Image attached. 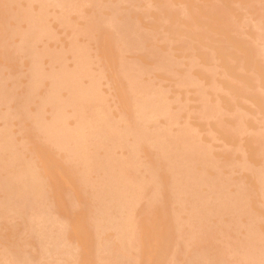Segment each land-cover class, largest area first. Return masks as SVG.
Here are the masks:
<instances>
[{
	"label": "rangeland",
	"instance_id": "1",
	"mask_svg": "<svg viewBox=\"0 0 264 264\" xmlns=\"http://www.w3.org/2000/svg\"><path fill=\"white\" fill-rule=\"evenodd\" d=\"M2 1H5V0H0V5L1 4H3L4 5V7H8V8H4V7H0V18H1V20H0V48H1V50H0V69H3V70H1L2 72H3V74H5V75H7V78L5 77V75H4V77L6 78L5 79V82L7 81V83H5V85L7 84V86L9 87V89H11V92H13V94H15V96H14V98L16 97V99H19V98H17L18 97V95L19 96H21L22 95V93H21V95H20V92L22 91H24V86H26L25 84H27V83H29V76H28V74H27V72H28V69H29V62H30V55H29V53L28 52H22V51H19L16 47H15V44H17V42H19L18 40H19V36H18V34L16 35H14V32H12L13 33V35H14V37H13V35L11 34V36H10V33H11V29L12 28H14L15 26L17 27V25H18V27H20V28H23L24 27V29H26V26H25V24H28V22L26 23L25 22V20H22V22L24 21V23H22L21 21L18 23V24H16V22H17V19H15V17H13V14H10V15H8V12L7 13H5L6 11H9L10 10V12L9 13H11V11H12V9H16V12L18 11V10H20L21 8H23V6H24V8H26L27 7V9H29L30 11H31V13L33 12V11H37V7H40L39 5H40V2L39 1H37V0H31V1H29V0H25V1H23V0H14V1H16V3L15 2H7V1H5V2H7L6 4H5V2H3L2 3ZM11 1V0H10ZM33 1V2H32ZM37 1V2H36ZM42 1V0H41ZM44 2L46 1V0H43ZM49 1V0H48ZM48 1H46V3H48ZM53 0H51V2H52ZM108 2V4H109V6H111V7H109L108 6V4H107V2ZM110 1L111 0H105V2L102 0V2H101V0H100V2L101 3H103L102 5H103V8H99L100 9V11H102L101 13H105V14H109L110 12L112 13V8H114V5L115 6H117V5H119V10H121V11H124V10H128V14H130V16L131 17H136V22H137V24H141L142 25V27H141V25H138L141 29L143 28L146 32H148L147 34L148 35H150L151 36V38L152 39H147V38H149V36L147 37V38H145V36H143V39H145V41H144V44H148V45H146V48L148 47V49H151L152 51H150V50H148L149 52H150V54H149V52L148 51H146V48H145V45H144V48H136V49H134V48H131L130 50H128V51H125L124 52V56L125 57H130L129 59H133L134 57L136 58V60L137 61H135L136 63H140L141 62V64H139L140 65V67L143 69V70H141L140 69V67H138L137 69H139V70H141V73H137L139 76H140V78H141V80H142V84L144 85V86H147V87H149V88H151L150 90L151 91H154V93H151V92H149V97H150V93H151V97L153 98V97H158V96H163V97H166V99L165 100H167V99H169L170 100V102H169V100H167V101H164V102H168V105H166V110L164 111V112H162V114L164 115V113H165V117H163L162 116V114H158V115H156V117L154 118L155 120L153 121V117L154 116H151L150 118L151 119H148L149 117H145L146 119L144 120V124H145V127L147 128V129H155V128H157L159 131H160V133H162V134H166V136H171V137H175V135L177 136V134H185L186 132H187V130L186 129H190L189 130V132L187 133V134H190V135H187L186 134V137L187 136H190V138H189V140H192L194 143H195V145H194V147H190V148H188L189 150H187V148L185 149V151H187L188 153H187V155H184V153L186 154V152L184 151V153H182V155L179 157V158H181V157H186V159L185 158H182V159H169V162L171 161V162H174V164H176L177 166L179 165V167H177L176 165H174V166H172L173 165V163H172V165H171V163L169 164V162H168V159L167 160H165L164 158H161L160 157V152H158V150L160 149L159 148V146H158V144H156V143H154L153 141V143L151 142V140L149 141L148 139H144V140H141V142H140V144L138 143L137 145H138V147H139V153H138V150H136L135 152H137V155H136V157H137V164H134L133 165V168H132V171L131 170H129V168L128 167H130L131 166V164H129V162H128V167L127 166H125V164L123 165V163H122V165H123V168L121 167V165H118L119 163L121 164V162L119 161V159L122 161V160H126V159H124V158H127V157H125V151H127L128 150V152H127V154H129V152H131V151H129L130 150V147H127V146H130L131 145V143L133 142V144L135 143V141H134V139H131L132 137L134 138V135L130 132V130H134V132H137V131H139V128L138 127H141V126H139V124H140V122L136 119L135 121H137V122H135L134 120H132L133 119V113H132V110H131V106H132V104L134 103L133 101L135 100L134 98H135V95L136 94H134V93H128V90H127V86H128V81L124 78V77H122L121 76V74H119V71L117 70L118 68H116V65L117 64H119V63H117L116 64V61H115V58H116V60L118 61L119 60V58L117 59V56L119 57V49H118V47L117 46H113V44L114 45H116L115 44V41H114V37L113 36H111V35H109V34H113L114 32H113V29L111 28V27H108V28H106L104 31H102V32H93V37L91 36V35H89L90 36V38L89 37H87L88 36V34H87V36H84V35H80L81 33H79L80 31L78 30V31H70V27H72V30H76V28H74V24L75 25H77V26H79V25H82L83 23H84V21L85 20H82V16H84L85 14L84 13H86V15L88 16V14H92L94 11H95V8H92L93 6L90 4V3H84L83 4V2H82V6L84 7H81L80 9H79V7H77L78 5H80V4H78V5H75L74 6V8L75 9H79V11H75V10H73L72 8H73V5L71 6V9L69 8L70 6L69 5H67V8H69V10L68 9H66V7L64 8V9H66V10H68V14H70V15H68V14H66V15H68V17L70 18V20L72 19V21H71V23L69 22L68 23V21H69V18H67V16H66V19L68 20H66V23H68V24H63V23H61V21H62V19H64V17L61 19V10L63 9L62 8V6H61V4L60 3H57V5H59V7L61 6V8H59L58 6H56L55 4H53L52 5V7H53V9H52V7H51V5L49 4L48 6L45 4V6H47V11L48 12H46L47 13V16L45 15V13L44 12H42L41 13V16H42V14H44L43 16H42V18H45L46 19V24H47V26L49 27V30L51 29V28H53V29H51L50 31H53L51 34L53 35L54 33H57V34H54L53 35V39H54V41H52L53 39H52V37L51 38H49L48 36H45V35H43V34H41V35H38L36 38H37V40L38 41H36V39H35V41H36V43H37V47H39V48H41V47H43V45H45V46H47V47H49V49H51L52 50V48L51 47H53V49L55 48H57L59 51H62L63 53H64V55L65 56H67L66 58H69L70 57V51H69V46H67L68 45V43H69V41H71V39L74 37H76L75 39H77L76 41L77 42H79V43H81V44H84V45H86V46H88L89 47V53H90V56H91V58H93L94 57V55H93V52H94V54H95V56L98 58H96V57H94V58H96V59H92V60H95V61H93L94 62V64H93V67L94 68H97V67H102L101 68V70H102V73L101 74H103V76L101 77V78H103V79H101V78H99V80H101L100 81V89L102 90V92L104 93V95H105V100H107L106 101V105L105 106H107V110H109L108 112H111V114L109 115L110 116V118L111 119H113L112 121H113V124H114V126H113V128H109L110 129V131L111 130H114V131H117V132H120V131H123L122 129H119V128H123V126H124V124H125V128H123L124 130L126 129V127L128 128V126H129V129H127V130H125V132H124V134H123V136H124V140H125V143H124V146L122 147V144H121V146H120V142H116L115 141V137H113L112 135H113V133L112 132H110L109 131V129L108 128H104V127H99V130L100 131H96L95 132V134H92V137H93V140L92 139H90V141L92 142V144H91V146L89 147V148H91V147H93V145H94V147H93V149L91 148V149H89L91 152L90 153H93L92 154V156L93 155H95V152H96V154L97 155H99V154H104V152H106V149L108 150V151H112L111 153H112V155H114L115 156V158L117 159V158H119V159H117V161H115L116 162V164H117V162H119L118 164H117V166L115 167L116 169L118 168L119 170L118 171H121V169L122 170H124V168H126V170H127V172H126V174H128V172L129 171H131V172H129L130 173V175H131V173L133 172V171H135V172H133V174H135V176H136V178L135 177H133L132 175H131V177H132V179H134V181L136 182L139 178L138 177H141L143 180L146 178V182H151V190L153 191V193L155 194V196L154 197H150L148 194H150L149 192H151V191H149V190H146L148 193H144V192H146V191H144L143 192V195H145V194H147L148 196H149V198L147 197V196H144V198H143V195H140L138 198H140V201L139 200H137V202L139 203V205H142L141 207L140 206H137L138 205V203H134V204H131V205H127V204H125L127 207H128V209L126 210V212H128L129 213V215L131 216H129V218L132 220V223L134 224H132L131 223V220L128 218V215H126L125 214V217L123 216L122 218H121V220L123 221V218H125L124 219V223L126 224L125 225V227H124V223H122L121 224V220H120V224L118 225L117 223H115L114 222V219H110L111 217H110V215H111V213H107L106 211V209L105 210H102L101 212H102V214H100V216H99V218L103 215V217H101V219L100 220H102L103 221V219H104V221L103 222H100V223H98L96 220H94L93 219V217H91L92 215L94 216L95 214H96V212L95 213H90L91 211L93 212V207H94V205L93 204H97V202H95L90 196L92 195V193L90 194V192H91V190L90 189H88V187L86 186V185H90V184H86L85 182H82V183H84V185L86 186H84V185H82V183H80V181L79 180H77L76 179V177L78 176V175H76L77 174V171H75V167L74 168H71L72 166H74V164L71 162V161H69V159L66 157V155H68L69 153H66L65 152V150H62L61 151V148L60 149H58V150H60V151H57V149L56 148H54L55 147V145H54V147L51 145V143L49 144L48 143V141L46 140V139H44L43 138V131H42V129L40 130V128H38L37 127V123H35L34 124V120H33V118H30L31 116H32V114H33V112L35 111V109H37V108H40V107H38V106H40V104H41V107L43 108V106H46L47 105V102H49V101H47L45 98H44V96H45V92L47 91V90H49L50 91V89H48V87H49V84H51V82H49V81H51V80H47L48 78L47 77H49V76H43V74H42V81H40V82H42V84L40 85H38L37 86V88H36V90L35 91H37V95L35 96V98H34V100L33 99H31V103L29 102V104H28V108L27 109H23V110H20L19 112L18 111H16L17 109H16V107H15V99L13 100V101H9V103H7L4 107H6V108H4V107H0V109L3 111L4 109H5V111L6 110H10L9 112H10V118H11V120H10V123H9V127H10V134L13 136V138L15 139V144H16V151H18L19 153H20V155L27 161H29L30 160V162H32V164H34V165H36V166H38V167H36V169L38 170V172H40V173H45L46 174V176H47V179L51 176V178H49V179H52V182H51V180H47L46 179V181H48V183L47 182H45V184H43L42 186L41 185H38V186H40V187H38V188H40L39 190L37 189L36 190V188H37V186L35 187V188H32V189H30V191L29 190H27L28 192H30L31 193V191H34V192H32V195L34 196H30L29 197V195L27 194V192L26 193H24L22 196H20V198L22 197V201L20 200V202L22 203H25V202H27V203H25V204H23L22 203V205H27V209H29V207H31V208H35V206H39V207H36L35 208V211L33 210V209H29V211L27 210V209H24V207H26V206H21V203H19V201L17 202V203H19L20 204V208L18 209V210H16L17 208H15L16 206L15 205H17V204H15L16 202V200L14 199V209L12 208V206L11 207H8V209L10 210V208H11V211H12V209H13V211H15L16 210V215H20L21 214V216H23L24 217V219H31L33 222H34V220H33V217L36 215V216H38V213L40 212V211H42V208L44 209V211H47V212H51V220L53 221V222H51V220H48V223H46L47 221H45V220H43L44 218H45V216H44V218H42V217H40L43 221H40L39 219L40 218H38V220H35L36 222H38V223H36V222H34V223H36V227H39V228H41L42 230H43V227L45 226V225H43V224H48V226L47 227H49L48 229H47V232H46V235L50 238V235L52 236V235H55V234H52V233H54V231L57 229V227L58 226H61V227H59V229L61 228V231L62 230H65V231H62L63 232V234H65V236L63 237V235H60V238H64V239H61V241H63V243H64V245H65V247H62V246H64L63 244L62 245H60L62 242L60 241V240H57V239H60L59 238V236H57V239L55 240V236H53V238H54V240H52L51 238V240L54 242L55 241V244H56V241H57V243L58 242H61V243H58V244H56V251H55V246H54V243H51V244H53L52 246H54V249L53 248H51V250H49V251H51V252H49L46 256L44 255H42L44 252L43 251H40V249L38 250L36 247H38V245H36V246H34L35 245V243H36V241L34 242V245H31L30 246V242L33 244V241L34 240H37L36 238H35V236L34 235H32L33 237H30V239L27 237V236H30V235H28L29 234V232H30V229L29 228H27V226H26V228H27V230L25 229L24 231H25V233L22 231L23 229H24V227H23V229H22V227H20V226H17V227H15V228H18V229H15V231H14V233H10L11 231H13V229H14V226L17 224L18 225V223H16L14 220H16L17 222L19 221V220H21L22 219V217L20 216V218L21 219H19V217H17L16 219H14L13 221H14V223H13V225L11 224L10 226H12V229H10V227L8 226V225H4L3 224V226H2V228H0L1 229V233H0V237L2 238L3 236V238L2 239H4V240H1V238H0V254L2 255V256H4V257H2L1 255H0V257H2V258H0V264H85V262L83 261V258H84V260L86 261L88 258V260L86 261L87 263H88V261H89V263L90 264H107L108 262V264H113V261L115 260V257H116V264L118 263V261H119V263L121 264V263H123V261L122 262H120L122 259H123V256H124V259L126 258V259H128V261L126 260V261H124L125 262V264H130V262H131V264H201V262H202V260L204 261H210L212 264H239L240 262V264H242V261H243V264L245 263V260H243L242 259V257H245V258H247V259H249L250 260V262L251 263H255V262H253L254 260H256V256H251L252 258L250 259V254L249 253H251V252H249L248 254V256H246L247 255V253H243L242 251H244V252H247V251H249L250 249H251V247H253L254 246V244H255V248H252L251 250H253V249H255V253H256V249L257 250H259L258 252H257V255H259L263 250V248H264V237L262 236V235H264V225H262V224H264V124H263V122H264V120H262L261 121V117L263 116L264 117V85L263 84H261L260 83V85H259V79L262 77V71H260V70H262V67H264V64H263V59H262V57L261 56H259L258 55V50H260L261 48H260V46L259 45H257L258 44V42L257 41H259L260 42V40L258 39V38H256V31H255V33H254V36L253 37H251V34H252V25H250V24H254V23H252L253 21H251V23H250V21L248 20V18L250 17V15H249V17H248V14H250V12H252V11H254V8H255V4L253 3V1H249V0H240V1H238L237 3H242V4H238L237 6H236V2L234 1V0H232V1H230V2H228L230 5H233V6H228L227 5V3H224L225 4V6L223 7V3L221 2L222 0H182V1H180V0H176V1H174V0H139V2L137 1V0H118V3H117V1L115 0H113V1H111V4H110ZM130 1H131V4H130ZM207 1V2H206ZM249 1V2H248ZM20 2V3H19ZM30 2H32V3H30ZM44 2L43 3H41L42 5V7H45L43 4H44ZM54 2H55V0H54ZM57 2V1H56ZM113 2V3H112ZM133 2V3H132ZM137 2H138V4H137ZM177 2H179V3H177ZM197 3V4H195V3ZM206 2V3H205ZM209 2V3H208ZM212 3V6L213 5H220V3L221 4H223L222 6H220V7H216V6H207V4H211ZM248 2V3H247ZM11 3V4H10ZM19 3V4H18ZM25 3V4H24ZM27 3H30V5L29 6H27L26 4ZM39 3V4H38ZM116 3V4H115ZM122 3V4H121ZM180 3H182V4H180ZM183 3H184V5H183ZM236 3V4H235ZM250 3H253V4H250ZM15 4V5H14ZM18 4V5H17ZM22 4V5H21ZM24 4V5H23ZM89 4V5H88ZM112 4H114V5H112ZM144 4V5H143ZM182 5V6H184L186 9H189V10H186V9H184V7H183V9L185 10V16H184V14H182L183 12H184V10L182 11V13H180L181 12V10H182V6L180 7V5ZM195 6H194V5ZM201 4V5H200ZM206 4V5H205ZM248 4V5H247ZM6 5V6H5ZM11 5H14V6H11ZM26 5V6H25ZM89 7H88V6ZM91 5V6H90ZM131 5V6H130ZM133 5V6H132ZM135 5V6H134ZM137 5V6H136ZM141 5V6H140ZM144 6V8H143V6ZM177 5V6H176ZM186 5V6H185ZM203 5H205V7L207 8V7H210V8H213V9H206L205 7H202ZM240 5H242V6H240ZM245 5V6H244ZM249 5H251V6H249ZM254 5V8L252 7ZM17 6H20V8H18ZM69 6V7H68ZM104 6H108L107 7V11L106 10H104V9H106V7L104 8ZM122 6V7H121ZM193 6V7H192ZM197 6V7H196ZM198 6H199V8H198ZM248 6V7H247ZM10 7H12L11 9H10ZM14 7V8H13ZM15 7H17V8H15ZM33 8V11H32V8ZM36 7V8H35ZM64 7V6H63ZM95 7V6H94ZM101 7V6H100ZM134 7V8H133ZM140 7V8H139ZM173 7V8H172ZM191 7V8H190ZM202 7V8H201ZM214 7H216V8H221L220 10H217V9H215L214 10ZM234 9H233V8ZM241 7V8H240ZM3 10H2V9ZM87 9V11L86 10H84V9ZM89 8V9H88ZM98 8V7H97ZM116 8H118V7H116ZM137 8L139 9V10H137ZM200 9V10H198L197 12L201 15H199L195 10L196 9ZM223 8V9H222ZM244 8V9H243ZM249 8V9H248ZM27 9H25V10H27ZM40 9H41V7H40ZM82 9V11H86V12H81L80 10ZM94 9V10H93ZM101 9H103V10H101ZM109 9V10H108ZM141 9H143V10H141ZM148 9V10H147ZM170 9V10H169ZM225 9V10H224ZM231 9H232V11H231ZM251 9V10H250ZM23 10V9H22ZM39 10V9H38ZM44 10H45V8H44ZM70 10H71V12H70ZM219 11V12H217V11ZM223 11V12H221L220 13V11ZM3 11H5L4 13H5V15L3 16ZM15 11V10H14ZM43 11V10H42ZM46 11V10H45ZM50 11H53V12H50ZM79 12V16H77L78 14H76L75 12ZM135 11H137V12H135ZM143 11V12H142ZM145 11V12H144ZM154 11V12H153ZM163 11L165 12V13H163ZM192 11V12H191ZM215 13H214V12ZM244 11H246V12H244ZM65 11H63L62 12V15L64 16L65 15V13H67V11L64 13ZM87 12H88V14H87ZM96 12V11H95ZM97 12H98V10H97ZM133 12V13H132ZM148 14H147V13ZM152 12V13H151ZM155 12H156V14H155ZM191 12V13H190ZM203 12V13H202ZM208 12V13H207ZM210 12H211V15H210ZM12 13H13V11H12ZM36 13H40V11L38 12H35V14H34V12H33V17L34 18H39L40 16V14L37 16V17H35V15H36ZM51 13H52V15H54V17H51L52 15H51ZM54 13V14H53ZM64 13V14H63ZM74 13V14H73ZM81 13H83V15L81 14ZM99 13V12H98ZM110 13V14H111ZM117 13V12H116ZM121 13V14H120ZM141 13L143 14V16L141 15ZM147 14V15H145V14ZM150 13H151V15H150ZM246 13V14H245ZM248 13V14H247ZM50 14V15H49ZM58 14H60L59 16H58ZM97 14V13H96ZM119 14L120 15H118V13H117V15L115 16V19L116 20H119L123 15H122V12H120L119 11ZM132 14V15H131ZM205 14V15H204ZM223 14V15H222ZM235 14V15H234ZM8 15V16H7ZM12 15V16H11ZM15 15V14H14ZM55 15H57V16H55ZM73 15V16H72ZM82 15V16H81ZM85 15V16H86ZM155 15V18L153 17ZM199 15V16H198ZM203 15H204V17H203ZM211 17V18H213V20L209 17V16ZM219 17H218V16ZM222 15V16H221ZM11 16V17H10ZM49 16V17H48ZM86 16V17H87ZM223 16H226V17H223ZM2 17H5V19L7 20L8 18H10L11 19V21L12 22H15V23H10V20L9 21H7V22H5L4 24L3 23H1V22H4L3 21V19L4 18H2ZM47 17V18H46ZM57 17V18H56ZM59 17V18H58ZM82 17V18H81ZM86 17H84L83 19H85ZM208 17L210 18V19H208ZM247 19H246V18ZM37 18V19H38ZM56 20H55V19ZM148 18V19H147ZM152 20H150V19ZM174 18V19H173ZM190 18V19H189ZM222 18V19H221ZM223 18H225V20L223 19ZM245 18V19H244ZM4 19V20H5ZM57 19H59V20H57ZM169 19V20H168ZM215 19V20H214ZM65 20V19H64ZM82 20V21H81ZM150 20V21H149ZM182 20V21H181ZM193 20H194V22H193ZM233 20H234V22H233ZM48 21H50V22H48ZM139 21V22H138ZM148 21V22H147ZM160 21V22H159ZM175 21V22H174ZM185 21V22H184ZM205 21V22H204ZM225 21V22H224ZM249 21V22H248ZM9 22V23H8ZM64 22V21H63ZM172 22H174V23H172ZM202 22V23H201ZM9 25L8 27H7V24ZM50 23V24H49ZM72 23H74L73 25H71ZM79 25H78V24ZM157 23H159V24H157ZM176 23V24H175ZM193 23H194V25H193ZM211 23V24H210ZM226 23V24H225ZM250 23V24H249ZM63 24V25H62ZM157 24V25H156ZM166 24H168L167 26H165ZM203 24V25H202ZM220 24V25H219ZM5 25V26H4ZM24 25V26H23ZM71 25V26H70ZM160 25V26H159ZM174 25V26H173ZM176 25V26H175ZM240 25V26H239ZM12 26V27H11ZM14 26V27H13ZM23 26V27H22ZM50 26H51V28H50ZM68 26H70V27H68ZM155 28H154V27ZM158 26H159V28H158ZM205 27V28H203V27ZM216 26H218V27H216ZM236 26H238L236 29H235V27ZM248 26V27H247ZM252 26V27H251ZM4 27H7L8 29H10V30H7V29H5ZM57 27H58V29H57ZM65 27H68V29L67 28H65ZM241 27V28H240ZM4 28V30H2ZM110 28V29H109ZM151 28V29H150ZM165 28V29H164ZM250 28V29H249ZM15 29V28H14ZM18 29V28H17ZM23 29V30H24ZM60 29V30H59ZM157 29H158V31H157ZM204 29H206V30H204ZM239 29V30H238ZM241 29V30H240ZM253 29H254V27H253ZM1 30L3 31V33H4V31L5 30H7V33L5 32L3 35H2V32H1ZM20 30V29H19ZM22 29H21V31H23ZM57 30H59V31H57ZM68 30V31H67ZM208 30V31H207ZM250 30V31H249ZM8 31H10V33L8 32ZM69 31H70V33H69ZM142 32H143V30H141ZM144 31V32H145ZM154 31V32H153ZM157 31V32H156ZM205 31V32H204ZM245 33H244V32ZM251 32L250 34H249V32ZM254 31V30H253ZM15 32H16V30H15ZM79 34H78V33ZM140 32V31H139ZM141 32V34L143 35L144 34V32L142 33ZM146 32H145V34L144 35H147L146 34ZM185 32V33H184ZM207 32V33H206ZM209 32V33H208ZM238 32V33H237ZM242 32H243V34H242ZM61 33V34H60ZM63 33V34H62ZM74 33H77V34H74ZM96 33H98V34H96ZM109 33V34H108ZM179 33V34H178ZM210 33H211V35H210ZM221 33H222V35H221ZM8 34V35H7ZM58 34L60 35V36H58ZM72 34H74V35H72ZM84 34H86V33H84ZM216 34V35H215ZM57 35V36H56ZM65 35H67V36H65ZM70 35V36H69ZM97 35H98V37H97ZM156 35V36H155ZM170 35V36H169ZM173 35H174V37H173ZM182 35V36H181ZM224 35V36H223ZM10 36V37H9ZM54 36H56L55 38H54ZM96 36V37H95ZM102 36H104V37H102ZM158 36V37H157ZM203 36V37H202ZM222 38H221V37ZM17 37V38H16ZM41 37L42 38H44L45 37V39L47 40V38H48V41H45V39H42L41 40ZM70 37V38H69ZM166 37V38H165ZM244 37V38H243ZM249 37H251V41L253 42V44L251 45L250 43H252V42H249L250 41V38ZM57 38H58V40H57ZM69 39V40H66V39ZM73 38V39H74ZM98 38V39H97ZM102 38H104L105 40H106V42H104L103 40L104 39H102ZM175 38V39H174ZM206 38V39H205ZM258 39L257 41H255V39ZM16 39H17V41H16ZM41 41H40V40ZM51 41H50V40ZM74 39V40H75ZM84 39V40H83ZM223 39L224 40V42L226 41V43H224L223 41L221 42V40ZM241 39H242V42H241ZM249 39V40H248ZM98 40V41H97ZM102 40V41H101ZM114 41V43H113V41ZM155 40V41H154ZM177 40V41H176ZM183 40V41H182ZM204 40V41H203ZM239 40V41H238ZM44 42L45 41V43H47L48 45H46L45 43L44 44H42L41 45V43H38V42ZM57 43H56V42ZM60 41V42H59ZM66 42L65 43V47L67 46L68 47V49H67V47L65 48L64 46H63V44H64V42ZM110 41L112 42V43H110ZM117 41H119V40H117ZM243 41H248V43L247 44H245ZM55 42V43H54ZM98 42V43H97ZM103 42V43H102ZM110 43V44H112L111 45V47H110V45L108 44V43ZM121 42V41H120ZM150 42H151V44L154 46V50H155V46H157V48H158V51H159V49L160 50H163L164 52H162L163 53V57H165L166 59H168V61H170L172 64H170V65H173V67H172V69L173 70H169V68H163V67H160V66H157L155 63H156V59H153V58H156L157 56H153L152 55V53L151 52H153L154 50H153V48H149L151 45H150ZM176 42V43H175ZM184 42V43H183ZM186 42H188V43H186ZM206 42V43H205ZM35 43V42H34ZM49 43H51V44H49ZM60 43V44H59ZM107 43V45H106V47H107V50L108 51H105L106 49V47H104L105 46V44ZM160 43V44H159ZM175 43V44H174ZM261 43V42H260ZM259 43V44H260ZM103 44H104V46H103ZM143 44V43H142ZM177 44V45H176ZM179 44V45H178ZM222 44H225V47L222 45ZM241 44H245V46L243 45H241ZM254 44L256 45V46H254ZM3 45V47H1ZM8 47H6V46ZM54 45V46H53ZM57 45V46H56ZM58 45H59V47H58ZM184 45V46H183ZM227 45V46H226ZM248 45V46H247ZM5 46V47H4ZM34 46H35V44H34ZM153 46H151V47H153ZM182 46V47H181ZM221 46L222 47H224V48H221ZM250 46H252V47H250ZM253 46H254V48H255V50H253ZM259 46V47H258ZM37 47H36V49H37ZM104 47V48H103ZM143 47V46H142ZM227 47V48H226ZM239 47V48H238ZM3 48V49H2ZM6 48H7V50H6ZM15 48V49H14ZM38 48V49H39ZM44 48V47H43ZM173 48V49H172ZM176 48V49H175ZM18 51H17V50ZM42 49V48H41ZM56 49V50H57ZM104 49V50H103ZM179 49V50H178ZM213 50V53L215 54H213V56H212V54H210L212 51L211 50ZM216 49V50H215ZM225 49H227V50H225ZM239 49V50H238ZM96 50V51H95ZM98 50V51H97ZM110 50V51H109ZM133 50H134V52H133ZM222 50V51H221ZM6 51V52H5ZM38 51V50H37ZM113 51L115 52V53H113ZM156 51V50H155ZM227 51V52H226ZM240 51H242V52H240ZM255 51V52H254ZM3 52H5V53H3ZM8 52V53H7ZM104 52H107V54L104 56ZM117 52V53H116ZM119 52V53H118ZM129 52H130V54H129ZM136 52V53H135ZM137 52H139V53H137ZM142 52V53H141ZM157 52V51H156ZM209 52V53H208ZM224 52V53H223ZM16 53H18L19 55L21 54V56H18V54H16ZM26 53V54H25ZM99 53V54H98ZM112 53H113V56H112ZM135 53V54H134ZM158 53H160V52H158ZM157 53V54H158ZM257 53V54H256ZM67 54V55H66ZM70 54V55H69ZM110 55L111 54V60H110V64L108 65L107 64V62H109V59L107 58L108 56L107 55ZM127 54V55H126ZM129 54V55H128ZM134 54V55H133ZM153 54L154 55H157V54H155V52H153ZM161 54V53H160ZM159 54V55H160ZM210 54V55H209ZM17 55V56H16ZM26 55H28V56H26ZM140 55H141V57H143V58H141L140 57ZM167 55V56H166ZM175 55V56H174ZM219 55V56H218ZM44 56V55H43ZM42 56V57H43ZM100 56V57H99ZM116 56V57H115ZM133 56V57H132ZM229 56H231V57H229ZM234 56V57H233ZM16 57H18V58H16ZM19 57H20V59H19ZM26 57H27V59H26ZM46 57V58H45ZM45 57H43V58H40L41 59V63H42V70L41 71H44L45 70V68H46V70H49L48 69V67H45V65L47 66H50V67H52L53 66V64L54 63H52V61L51 60H49L50 58L46 55ZM132 57V58H131ZM137 57H140L141 59L139 60V58H137ZM174 58V61H175V58L177 59V63L176 64H173V61H171V58ZM243 57V58H242ZM248 57V58H247ZM6 59L5 61L3 60V59ZM24 58V59H23ZM48 58V59H47ZM105 58H107L108 59V61H107V59H105ZM114 58V59H113ZM134 58V59H135ZM173 58H172V60H173ZM192 58V59H191ZM220 58V59H219ZM235 58H237L238 60H236ZM71 59V58H70ZM209 59V60H208ZM215 59V60H214ZM244 59V60H243ZM247 59H249L248 60V63H247ZM250 59H252V61L250 60ZM4 62H3V61ZM16 60V61H15ZM20 60V61H19ZM47 60H49V63L46 61V63H45V61ZM98 60V61H97ZM138 60H139V62H138ZM204 60V61H203ZM235 60H236V62H240L241 64H237L236 62H235ZM51 61V62H50ZM68 62L66 63V65H67V67H71L74 63L72 62V61H70L69 62V60H67ZM102 61H104L105 62V64H104V62H102ZM107 61V62H106ZM153 61H155V62H153ZM214 61V62H213ZM251 61V62H250ZM3 62V63H2ZM6 62V63H5ZM44 62V63H43ZM98 63V64H96V63ZM102 62V63H101ZM115 62V63H114ZM120 62V61H119ZM186 62H187V64H186ZM225 62V64H227V67H222L221 65H223V63ZM69 63V64H68ZM104 64V65H102L101 66V64ZM206 63V64H205ZM222 63V64H221ZM253 63V64H252ZM257 63V66H258V68H256V64ZM1 64H2V66H1ZM4 64V65H3ZM45 64V65H44ZM51 64H52V66H51ZM217 65V66H214V65ZM221 64V65H220ZM242 64H244L245 66L244 67H246L247 66V68L249 67L250 69L248 70L247 68H243L242 66ZM260 64V65H259ZM17 65H19V66H17ZM44 65V66H43ZM95 65H97V66H95ZM100 65V66H99ZM106 65H108V66H106ZM111 65V66H110ZM113 65H115V66H113ZM138 65V66H139ZM141 65H143V66H145V67H143V66H141ZM177 65V66H176ZM184 65H185V67H184ZM187 65V66H186ZM190 67H189V66ZM239 66V67H237V66ZM240 65H241V67L242 68H240ZM254 65H255V68L258 70L259 69V71H258V73H259V75H260V73L262 74L260 77H258V74L257 73H254L255 71H257L256 69H254ZM54 66H55V64H54ZM218 66H220V67H218ZM262 66V67H261ZM18 67H20V68H18ZM218 67V68H217ZM231 67V69H229ZM261 67V68H260ZM17 68H18V70H19V72H18V70H17ZM28 68V69H27ZM116 68V69H115ZM145 68V69H144ZM163 68V69H162ZM178 68V69H177ZM213 68V69H212ZM224 68V69H223ZM227 68H228V70H227ZM236 68V69H235ZM237 68H238V70H237ZM6 69V70H5ZM25 69V70H24ZM105 69V70H104ZM146 69H149V70H151V72H152V76L150 75V72H149V70H147L146 71ZM167 69H168V71H167ZM170 69H171V67H170ZM174 69H175V71L177 70L178 72V74L176 73V72H174ZM184 71H183V70ZM190 69V70H189ZM244 69V70H243ZM252 69H254L253 71H252ZM24 70V71H23ZM98 70H99V68H98ZM101 70H99V71H101ZM162 70H164V71H162ZM187 70V72H185ZM199 70V71H198ZM215 70V71H214ZM221 70V71H220ZM15 71H16V73H15ZM143 71H146L145 72V74H144V76H141V75H143L142 73H143ZM159 71V72H158ZM171 71H173L172 72V74H171ZM225 73H224V72ZM137 72V71H136ZM180 72L182 73V75L180 74ZM184 72V73H183ZM214 72H216V73H214ZM218 72V73H217ZM221 72V73H220ZM234 72H235V74H234ZM242 72V73H241ZM18 73V74H17ZM98 72H96V74H97ZM149 75H148V74ZM194 73V74H193ZM12 74V75H11ZM17 74V75H16ZM20 74H22V75H20ZM169 74H170V76H169ZM181 76H180V75ZM185 74V75H184ZM192 74V75H191ZM221 74V75H220ZM225 74H229V75H225ZM165 75V76H164ZM185 77H187V76H189V78H191L190 79V81H188V82H186L189 78H185ZM196 76V77H194V76ZM222 76V77H221ZM231 76V77H230ZM14 77V78H13ZM21 77H24V78H21ZM26 77V78H25ZM46 77V78H45ZM149 77H151V78H149ZM157 78V79H155V78ZM184 77V78H183ZM16 78V79H15ZM86 79L88 78V77H85ZM107 78H109V81H108V79ZM193 78V79H192ZM215 78H216V80H215ZM224 78V79H223ZM86 79H81L82 80V82L83 83H86L85 81H86ZM154 79V80H153ZM163 79V80H162ZM226 79V80H225ZM236 79V80H235ZM251 79V80H250ZM13 80V81H12ZM15 80V81H14ZM25 80V81H24ZM44 80H46V81H48V82H46V81H44ZM88 80V79H87ZM157 80H159V82L157 81ZM161 80H162V82H161ZM166 80H168V81H166ZM170 80V81H169ZM184 80V81H183ZM243 80V81H242ZM245 80V81H244ZM164 81V82H163ZM183 81V82H182ZM192 81V82H191ZM194 81V82H193ZM251 81V82H250ZM261 81H262V78H261ZM14 82V83H13ZM18 82V83H17ZM106 84H104V83ZM115 84H114V83ZM144 82V83H143ZM169 82V83H168ZM196 82V84H194ZM245 82V83H244ZM173 83V84H172ZM182 83V84H181ZM183 83H186V84H183ZM257 83V84H256ZM263 83V82H262ZM20 84V85H19ZM23 84V85H22ZM102 84H103V86H102ZM110 84L112 85V86H110ZM156 84V85H155ZM194 84V85H193ZM231 84V85H230ZM239 84V85H238ZM256 84V85H255ZM168 85V86H167ZM174 85V86H173ZM235 85V86H234ZM262 85V86H261ZM22 88H21V87ZM41 86H43L42 88H43V90H42V88H41ZM46 86H47V89H45L46 88ZM102 86V87H101ZM115 86L116 87H118V88H115ZM125 86V87H124ZM160 87V88H158V87ZM197 86V87H196ZM201 86V87H200ZM236 86H237V88H236ZM248 86V87H247ZM249 86H251V87H249ZM255 86H259L258 88L259 89H257V88H255L254 90L252 89L251 90V88L253 87H255ZM106 87V88H105ZM108 87V88H107ZM147 87H146V89L145 90H147ZM171 87V88H170ZM174 87V88H173ZM186 87V88H185ZM13 88V89H12ZM168 88V89H167ZM197 88H199V89H197ZM219 88L220 89H222V90H219ZM41 89V90H40ZM105 89H107L106 91H105ZM113 89H114V91H113ZM117 89V90H116ZM159 89H164V90H162L163 92H165L164 94L162 93V91L161 90H159ZM176 89V90H175ZM261 89V90H260ZM58 90H59V92H61L60 94H61V96L62 95H65L66 94V96H67V93H66V91H65V89L63 88V89H60L59 87H58ZM126 90V91H125ZM140 90H143V88L141 87L140 88ZM168 90V91H167ZM188 90V92L186 93V91ZM196 90H197V92L198 93H196ZM44 91V92H43ZM49 91H47L46 93H49ZM65 91V92H64ZM113 91V92H112ZM161 91V92H160ZM191 91H192V93H191ZM222 91V92H221ZM224 91V92H223ZM238 91V92H237ZM14 92H16V93H14ZM17 92H19V94L17 93ZM40 92V93H39ZM58 92V91H57ZM125 92V93H124ZM146 92L147 91H145V95H147L146 94ZM201 94H200V93ZM42 93V94H41ZM65 93V94H64ZM137 93V92H136ZM140 93V92H139ZM142 93L143 92H141V95H142ZM160 93H162V94H160ZM173 93H175V94H173ZM178 93H180L179 94V97H178ZM184 93V94H183ZM227 93H228V95H230L231 97H233L232 99H231V97H229L228 95H227ZM253 93H255V95L253 94ZM262 93V94H261ZM114 94V95H113ZM123 94V96H121ZM129 94V95H128ZM134 94V95H133ZM154 94H156L155 96H154ZM193 94H194V96H193ZM224 94V95H223ZM242 94H245V95H242ZM257 94L259 95V96H257ZM41 95V96H40ZM44 95V96H43ZM134 97V98H132V96ZM164 95H166V96H164ZM176 95V96H175ZM184 95V96H183ZM219 95V96H218ZM234 95V96H233ZM240 95V96H239ZM262 97H261V96ZM43 96V97H42ZM110 96H113V97H111L110 98ZM160 96V97H161ZM173 96H175V97H173ZM186 96V97H185ZM213 96V97H212ZM225 96V97H224ZM236 96V97H235ZM65 96H62L61 98H64ZM108 97V98H107ZM115 97V98H114ZM126 97V98H125ZM162 97V98H163ZM169 97V98H168ZM173 97V98H172ZM176 97H178L179 99H177ZM212 97V98H211ZM226 97H227V99H226ZM244 97H245V99H244ZM36 98H37V100H36ZM125 99L124 101H123V99L122 100H119V99ZM131 98V99H130ZM177 100H176V99ZM196 98H198L197 99V101H196ZM206 98V99H205ZM209 98V99H208ZM11 99H13V97L11 98ZM10 99V100H11ZM110 99H112V103L110 102L111 100ZM117 99V100H116ZM130 99V100H129ZM164 99V98H163ZM187 99V100H186ZM245 100V102L243 101V100ZM247 99V100H246ZM110 100V101H109ZM116 100V102H114ZM178 100H180V101H178ZM182 100V101H181ZM188 100H190V101H188ZM232 100V101H231ZM251 100V101H250ZM118 101H119V103H118ZM132 101V102H131ZM173 101V102H172ZM186 101V102H185ZM194 101V102H193ZM204 101V102H203ZM208 101V102H207ZM211 101V102H210ZM229 101H230V104H229ZM241 101V102H240ZM10 102H11V104L13 103H15L14 105L12 104H10ZM38 102V103H37ZM125 102H126V104H125ZM175 102V103H174ZM178 102V103H177ZM186 104H184V103ZM201 102V103H200ZM242 102H244V103H242ZM252 102V103H251ZM37 104V105H35V104ZM42 103H45V104H42ZM50 103V102H49ZM48 103V104H49ZM104 103H105V101H104ZM107 103H108V105H107ZM170 103V104H169ZM176 103H177V107H175L176 106ZM181 103H183L184 105H183V107L181 106L182 104ZM204 103V104H203ZM243 105H242V104ZM256 103V104H255ZM258 103H260V106L258 105ZM8 104L10 105L9 107H8ZM32 106H31V105ZM53 104V103H52ZM119 104V105H118ZM127 104L129 105V106H127ZM200 104V105H199ZM240 104V105H239ZM244 104H246V105H244ZM254 104V105H253ZM35 105V106H34ZM112 105H113V107H112ZM125 105L127 106L126 107V109H125ZM180 105V106H179ZM206 105V106H205ZM239 105V106H238ZM247 105H248V107H247ZM257 105V106H256ZM48 106V105H47ZM44 107V108H46V109H41L42 110V119H45L46 118V113L52 108V107ZM108 106H110L111 108V110L110 109H108L109 107ZM168 106V107H167ZM185 106H187L186 108H185ZM233 106H235L234 108L236 109H234L233 110ZM237 106H238V108H237ZM251 106V107H250ZM252 106H254V107H252ZM66 107V108H65ZM64 108H65V110L67 111V112H69V109H67L68 107L70 108V106H65ZM114 107H116L115 108V110H114ZM179 107H181V109L179 108ZM207 107V108H206ZM232 107V108H231ZM260 107H263V109L262 110H260L259 108ZM9 108V109H8ZM32 108V109H31ZM34 108V109H33ZM71 108H72V106H71ZM123 108V109H122ZM128 108H130V110L129 111H131V113H132V115L131 114H129L128 113ZM171 108V109H170ZM172 108H174V109H172ZM178 108V109H177ZM194 108H195V111H194ZM200 110H199V109ZM201 108H202V110H201ZM211 109V110H209L210 112H208V109ZM240 108V109H239ZM243 108V109H242ZM252 108V109H251ZM121 109V111H119ZM184 109V110H183ZM189 109V110H188ZM205 109V110H204ZM206 109H207V111H206ZM246 109V110H245ZM250 109V110H249ZM14 110V111H13ZM28 110V111H27ZM31 110V111H30ZM40 110V109H39ZM45 110V111H44ZM72 110V109H71ZM122 110H123V112H122ZM169 110V111H168ZM239 110H240V112H239ZM242 110H243V113H242ZM255 110H257V111H255ZM4 111V112H5ZM24 112L25 114L24 115H22V112ZM114 113H113V112ZM121 113H123L125 116H124V118L122 117V114H120L119 112ZM125 111V112H124ZM127 111V112H126ZM182 111V112H181ZM184 111V112H183ZM187 111V112H186ZM194 111V112H193ZM206 111V112H205ZM234 111H235V113H236V115H237V117H235L236 115H235V113H234ZM18 112V113H17ZM50 112V111H49ZM49 112L47 113L48 114V118L50 119V116H52V115H50L49 116ZM52 112H53V110L50 112V114H52ZM71 112H73V111H71ZM83 113L85 112L84 110L82 111ZM201 113V114H199V113ZM203 112V113H202ZM260 114H259V113ZM262 112H263V114H262ZM15 113V114H14ZM27 113V114H26ZM74 113V112H73ZM116 113H118L117 115H116ZM128 113V114H127ZM192 113V114H191ZM195 113H196V115H195ZM205 113V114H204ZM207 113V114H206ZM255 113V114H254ZM18 114V115H17ZM70 114V112L69 113H67V117L66 118H68V117H74V116H76L77 117V115H73L72 113V116H71V114ZM75 114V113H74ZM233 114V115H232ZM248 114H250V116L248 115ZM13 115V116H12ZM20 115V116H19ZM111 115H112V117H111ZM119 115V116H118ZM129 115V116H128ZM22 116V117H21ZM117 117V119H116V117ZM129 118H128V117ZM130 116H132V117H130ZM173 116V117H172ZM175 116V117H174ZM181 116V117H180ZM204 116V117H203ZM219 116V117H218ZM249 116V117H248ZM251 116H254V117H252L251 118ZM18 117H19V119H18ZM26 118V119H24V118ZM125 117L127 118L126 120H124L125 119ZM163 117V118H162ZM177 117V118H176ZM182 118L181 120H180V118ZM198 117V118H197ZM13 118V119H12ZM21 118V119H20ZM47 118V119H48ZM70 118H68L67 119V121L69 122V120H71ZM118 118H121L120 120L118 119ZM206 118V119H205ZM217 120H216V119ZM232 118V119H231ZM243 118H245V119H243ZM251 118V119H250ZM256 118H258V119H256ZM16 119V120H15ZM18 119V120H17ZM28 119H32V121L30 122V120H28ZM135 119V118H134ZM144 119V118H143ZM143 119H142V122H143ZM163 119V120H162ZM176 119V120H175ZM208 119V120H207ZM221 119V120H220ZM254 119V120H253ZM256 119V120H255ZM264 119V118H263ZM8 120V121H9ZM46 120V119H45ZM73 120H74V118L72 119V121L71 122H73ZM115 120V121H114ZM123 120V121H122ZM220 120V121H219ZM246 120V122H244ZM120 121V122H119ZM241 121V122H240ZM45 122H47V121H45ZM70 122V123H71ZM115 122H116V124H115ZM148 122V123H147ZM181 122V123H180ZM206 122V123H205ZM242 122H244V123H242ZM0 123H2V124H0V125H3L4 124V122L2 121V120H0ZM30 123V124H29ZM124 123V124H123ZM126 123H128L127 124V126H126ZM138 123V124H137ZM189 123V124H188ZM229 123V124H228ZM241 123V124H240ZM255 123V124H254ZM13 124V125H12ZM19 124H21V125H19ZM23 124V125H22ZM72 124H74V122L72 123ZM182 124V125H181ZM235 124H236V127H235ZM242 124H244V126L242 125ZM247 124H248V126H247ZM141 125V124H140ZM190 125V126H189ZM197 125V126H196ZM238 125H240V126H238ZM19 126V127H18ZM69 127H70V124L68 125ZM74 126V125H73ZM73 126H71V127H73ZM137 127V129L135 130V128ZM144 126V125H143ZM182 126V127H181ZM184 126V127H183ZM235 128H234V127ZM255 126V127H254ZM34 127V128H33ZM171 127V128H170ZM186 127V128H185ZM196 127V128H195ZM230 127H231V129H230ZM238 127L240 128V129H238ZM243 127H245V128H243ZM247 127V128H246ZM261 127V128H260ZM15 128V129H14ZM27 130L28 129V131H26L25 129ZM114 128H117V129H114ZM167 128V129H166ZM205 128V129H204ZM210 128V129H209ZM259 128V129H258ZM105 129V130H104ZM185 129V130H184ZM196 129V130H195ZM246 129H248V130H246ZM260 129H261V131H260ZM263 129V130H262ZM165 130H166V132H165ZM167 130H168V133H167ZM205 132H204V131ZM221 130V131H220ZM242 130V131H241ZM252 130V131H251ZM258 130L260 131V132H258ZM186 131V132H185ZM198 131V132H197ZM213 131V132H212ZM238 131H240V132H237ZM14 132V133H13ZM15 132H16V134H15ZM22 132H23V135H24V137L22 136ZM99 132H101V133H103V135L102 134H100ZM127 132H129V133H127ZM170 132V133H169ZM178 132V133H177ZM180 132V133H179ZM197 132V133H196ZM27 133H28V135H27ZM99 133V135H102L103 137H100L99 135H96V134H98ZM123 133V132H122ZM125 133H127V134H125ZM172 133H176L175 135L174 134H172ZM241 133V134H240ZM257 133V134H256ZM16 136H15V135ZM18 134V135H17ZM34 134V135H33ZM36 134V135H35ZM39 134H41V137H39L40 135ZM200 134V135H199ZM25 135H27V136H25ZM31 135V136H30ZM37 135H39V136H37ZM96 135V136H95ZM128 135H130V136H128ZM174 135V136H173ZM178 135V136H179ZM241 135V136H240ZM260 135V136H259ZM20 136V137H19ZM35 136V138H32V137H34ZM37 136V137H36ZM98 136H99V138H98ZM126 136V137H125ZM165 136V137H166ZM177 136V137H178ZM217 136V137H216ZM236 136V137H235ZM130 137V138H129ZM262 137V138H261ZM18 138H19V142H20V144H18L19 142H18ZM22 138V139H21ZM43 138V139H42ZM94 138H98V140H95ZM104 138V139H103ZM164 138V137H163ZM198 138V139H197ZM215 140H214V139ZM257 138V139H256ZM24 139V140H23ZM27 139V140H26ZM36 139V140H35ZM41 139V140H40ZM106 139V140H105ZM131 139V140H130ZM195 139H197V142H198V140L201 142V144H200V146H203V150L204 149H206V148H208V149H206V150H204V152H207V155L205 156V155H203L204 154V152L201 150V152L203 153L201 156L199 155V154H197V153H199L198 152V149L200 148V146L198 147L197 145H199L198 143H200V142H198L197 143V145H196V141H195ZM239 139V140H238ZM39 140V141H38ZM94 140L95 141H97V142H94ZM101 140H105V141H107V142H104L102 145H100L101 147H103V148H101L100 146H98L99 144H101L103 141H101ZM129 140V141H128ZM26 141V142H25ZM44 141V142H43ZM98 141H99V143H98ZM100 141H101V143H100ZM241 141V142H240ZM25 142V143H24ZM33 142V143H32ZM90 142V143H91ZM129 142H130V144H129ZM149 142H151L150 144H149ZM204 142H206V143H204ZM32 143V144H31ZM90 143H89V145H90ZM97 143V144H96ZM108 143V144H107ZM239 145H238V144ZM28 144V145H27ZM107 144V145H106ZM117 146H116V145ZM127 144V145H126ZM132 144V145H133ZM154 146H153V145ZM215 144V145H214ZM26 145V146H25ZM51 145V146H50ZM115 145V146H114ZM131 145V146H132ZM158 147H157V146ZM225 145V146H224ZM228 145V146H227ZM229 145H230V147H229ZM262 145V146H261ZM28 146V147H27ZM39 146H41V147H39ZM57 146V145H56ZM104 146H107V147H105V149H104ZM120 146V147H119ZM127 148H126V147ZM140 146H142V147H140ZM198 148H197V147ZM214 148H213V147ZM221 146V147H220ZM223 146V147H222ZM234 146V147H233ZM30 147V148H29ZM32 147V148H31ZM36 147H38V148H36ZM42 147H43V149H42ZM51 147H53V148H51ZM109 147H111V149H109ZM116 147H118V148H120V149H118V148H116ZM138 147L136 148V149H138ZM144 147V148H143ZM209 147H210V149H209ZM212 147V148H211ZM236 147V148H235ZM242 147V148H241ZM46 149V151H44L45 149ZM99 152V154L97 153V151L95 150V149ZM123 148H125V149H127V150H123ZM129 148V149H128ZM159 148V149H158ZM195 148H197V149H195ZM34 151H33V150ZM112 149H114V151L112 150ZM200 149H202V148H200ZM199 149V150H200ZM223 149V150H222ZM255 149V150H254ZM259 149V150H258ZM41 150V151H40ZM92 150H94L93 152H92ZM105 150V151H104ZM149 150V151H148ZM157 150V151H156ZM232 150V151H231ZM234 150V151H233ZM37 151H38V153H37ZM101 151V152H100ZM141 151V152H140ZM237 151V152H236ZM32 152V153H31ZM42 152H44V153H42ZM46 152H48L47 154H49V155H47L46 154ZM113 152H118L116 155H115V153H113ZM209 152H211L210 154H209ZM232 152V153H231ZM122 153V154H121ZM146 153V154H145ZM215 153V154H214ZM262 153V154H261ZM40 154V155H39ZM56 154V156H54V155ZM130 154H132V153H130ZM129 154V155H130ZM136 154V153H135ZM233 154V155H232ZM27 155V156H26ZM34 155V156H33ZM39 155V156H38ZM46 155V156H45ZM54 157H53V156ZM57 155H59V157L57 156ZM97 155H95V156H97ZM120 155V157H117V156H119ZM124 155V156H123ZM188 155H190V157H192L191 159H190V157H188ZM208 155H210V158L213 156V158H211L210 160L211 161H209V160H207V156ZM2 155L0 154V157H1ZM46 158V157H48V156H51V158L49 157V158H46V159H44V157ZM63 156V157H62ZM113 156V157H114ZM127 156V155H126ZM138 156H139V158H140V156H141V159L140 160H138L139 158H138ZM205 156V157H204ZM6 157V156H5ZM41 157V158H40ZM94 157V156H93ZM124 157V158H123ZM132 157V156H131ZM151 157V158H150ZM164 157V156H163ZM232 157V158H231ZM260 157V158H259ZM2 158V160H3V156L1 157ZM40 158V159H39ZM42 158L45 160V163H44V161H41L42 160ZM54 158H55V160H54ZM59 158H61L62 159V161H60L61 159H59ZM123 158V159H122ZM215 158H216V160H215ZM48 159H50V160H48ZM59 159V160H58ZM115 159V160H116ZM153 159V160H152ZM189 159V160H188ZM209 159V158H208ZM213 159V160H212ZM263 159V160H262ZM1 160V161H2ZM6 160V159H5ZM53 162H52V161ZM129 160H130V156H129ZM180 160H183L182 162L184 163V164H182V162H180ZM192 160H194L193 162H192ZM201 160H203V161H201ZM259 160V161H258ZM35 161V162H34ZM38 161V162H37ZM47 161V162H46ZM49 161V162H48ZM156 161V162H155ZM185 161H187V162H185ZM189 161H191V162H189ZM196 161H197V163H196ZM199 161V162H198ZM9 162V161H8ZM61 162V163H60ZM153 162L155 163V164H153ZM168 162V163H167ZM181 164H180V163ZM202 162V163H201ZM210 162V163H209ZM213 162V163H212ZM218 162V163H217ZM226 162V163H225ZM229 162H230V164H229ZM4 163V162H3ZM50 163H52L51 165H50ZM56 163H58L59 165L61 164V166L63 165L64 166V170H62L63 169V166H62V168L60 167V166H58ZM65 163V164H64ZM132 163V162H131ZM167 163V164H166ZM194 164V166H193V164ZM205 163V164H204ZM247 163V164H246ZM7 164V163H6ZM5 164V167H7V168H5L4 167V164L2 165V167L0 168V175H6V171H7V173H8V171H9V169H10V166L8 165H6ZM55 164V165H54ZM68 164V165H67ZM141 164H142V166H143V168H142V166H141ZM144 164V165H143ZM186 164V166H185V169L184 170H186V172H184V170H183V167H181V166H184ZM224 164V165H223ZM226 164V165H225ZM229 164V165H228ZM234 164H235V166H234ZM69 166V167H67V166ZM77 165V164H76ZM127 165V164H126ZM130 165V166H129ZM138 165V166H137ZM152 167H151V166ZM155 165H158V166H155ZM163 165V166H162ZM197 165V166H196ZM208 165H211V167L210 166H208ZM253 165V166H252ZM48 166H50V167H48ZM56 166V167H55ZM135 166V167H134ZM144 166H145V168H144ZM150 167L151 168V171L153 172H150V170L149 169H147V167ZM155 166V168L156 169H158L157 171H156V169L155 168H153ZM226 166V167H225ZM246 166V167H245ZM3 167H4V169L5 170H3ZM51 167H53V168H51ZM77 167H78V165H77ZM121 167V168H120ZM137 167V168H136ZM139 167V168H138ZM148 167V168H149ZM159 167V168H158ZM166 167V168H165ZM174 167H176V169L178 170V168H181V170H179V173L178 172H174V170H175V168ZM225 167V168H224ZM230 167V168H229ZM252 167H254V168H252ZM61 168V169H60ZM67 168H69V170H67ZM131 168V167H130ZM162 169V171H161V169ZM201 168V169H200ZM203 168V169H202ZM2 169V170H1ZM8 169V170H7ZM40 169L41 170H43L42 172L40 171ZM55 169V170H54ZM56 169H58V170H56ZM135 169V170H134ZM144 169V170H143ZM170 169V170H169ZM173 169V170H172ZM215 169H217V170H215ZM239 169H241V170H239ZM245 169V170H244ZM254 171H253V170ZM262 169V170H261ZM61 170V171H60ZM72 170H74V171H72ZM76 170H79V168H77ZM137 170V171H136ZM149 170V171H148ZM167 170H169V171H167ZM200 170V171H199ZM257 170V171H256ZM3 171H4V173H3ZM54 171H56L55 173H56V175H55V173H54ZM58 171H60V172H58ZM66 171V172H65ZM91 171V170H90ZM93 171H95V170H92V173L90 172V174H88L89 175V178H87L88 177V175L87 176H85V180L87 181V179L88 180H92V182H94L96 179H97V172L95 171V172H93ZM117 171V172H118ZM141 171H142V173H141ZM181 171L183 172V173H181ZM195 171L197 172L198 171V173H196V174H201V176H199L198 175V177H204L206 180V183H205V181H204V179H202L201 180V178L197 181V185H199V186H197V185H195L196 187H194V191L193 190H190L189 192H187V191H185V193H183L182 191H180L181 189H178V188H180L179 186L181 185L180 183V181L184 178V175L186 174V176H188L189 175V177H185L184 178V180H187L186 182L185 181H183L184 183H182V184H185V183H187V184H190L191 182H189L188 183V181L190 180V176H195L196 174H195ZM259 171V172H258ZM58 172V173H57ZM145 172V173H144ZM162 172V173H161ZM62 173V174H61ZM64 173H66V174H64ZM71 175H70V174ZM89 173V172H88ZM147 173H148V175H147ZM155 173H156V176L154 177V175H155ZM165 175H164V174ZM227 173V174H226ZM260 173V174H259ZM60 174V175H59ZM64 174V175H63ZM78 174H79V172H78ZM160 174V175H159ZM174 174V175H173ZM179 174H183L182 175V178H181V175H179ZM220 174V175H219ZM55 175V176H54ZM59 175V176H58ZM63 175V176H62ZM68 175V177H64V176H67ZM144 175V176H143ZM159 175V176H158ZM223 175V176H222ZM260 175H261V177H260ZM129 176V175H128ZM128 176H126V181H128ZM177 176H180V183L178 182V177ZM207 176H208V178H207ZM55 177V178H54ZM58 177V178H57ZM59 177L61 178V179H59ZM125 177V176H124ZM144 177V178H143ZM158 177V178H157ZM165 177V178H164ZM175 177V178H174ZM202 177V178H203ZM54 178V179H53ZM57 178V179H56ZM67 178V179H66ZM69 178V179H68ZM154 178H156V180H154ZM210 178V179H209ZM131 178H130V180H132ZM170 179V180H169ZM234 179V180H233ZM243 179V180H242ZM56 181V185H55V182L54 181ZM67 180V181H66ZM72 180V181H71ZM94 180V181H93ZM129 180V181H130ZM174 180V181H173ZM231 180V181H230ZM242 182H241V181ZM71 181V182H70ZM77 181H79V183H80V185H79V183L77 182ZM125 181V182H126ZM133 180H132V183L134 182ZM154 181L156 182V185H157V183H158V188H156L155 187V185H154ZM201 181H203L202 183H201ZM208 181H209V183H208ZM231 183H230V182ZM234 181V182H233ZM50 182V183H49ZM73 182V183H72ZM91 182V181H90ZM92 182H91V184H92ZM131 182V181H130ZM130 182H127V183H129V184H132V183H130ZM134 182V183H135ZM198 182H200V183H198ZM215 182V183H214ZM239 182H240V184H239ZM75 183H77V184H75ZM127 183H124V184H127ZM137 183H139V181H137ZM180 185H179V184ZM212 184V185H209V184ZM235 183H237V184H235ZM47 184V185H46ZM140 184H143L142 183V181H141V183ZM153 184V185H152ZM169 184H170V186H169ZM191 184H196V183H191ZM206 184V185H205ZM215 186H214V185ZM230 184V185H229ZM54 185V186H53ZM63 185V186H62ZM71 185V186H70ZM74 185V186H73ZM202 185V186H201ZM203 185H205V186H203ZM229 185V186H228ZM57 186V187H56ZM93 186V185H92ZM148 186H149V184H148ZM209 186H212V187H210V189L208 188ZM237 186V187H236ZM42 187V188H41ZM55 187V188H54ZM59 187V188H58ZM155 189H154V188ZM173 187V188H172ZM198 187V188H197ZM228 187V188H227ZM56 188H58V189H56ZM86 188V189H85ZM162 188V190H160ZM198 190H197V189ZM211 188H212V191H211ZM213 188H215V192L218 190V193H220V192H222V193H220V195L222 194V196H224L225 194H226V196L228 195V193H231L232 195H233V193L234 192H238L239 190H237V191H234L236 188L237 189H240V191L239 192H242L241 193V195L243 194L244 196L243 197H245V199L244 198H242V202H245V200H247L248 202V205H249V207H248V209L251 211V212H253V213H251L250 211H248V209L246 210V208H244V207H246V203H244L245 204V206L244 207H242V210H244L245 209V211H241V209L239 210V208L241 207L237 202H239V200H238V198L240 199V197H241V195L239 194V196L240 197H238V196H236L235 195V193H234V195L237 197L236 198V200H238V201H236V206H237V204H238V206L237 207H235L236 209L238 208V210L237 211H234L233 209V207H234V202H235V198L232 200L233 201V203H231V205L230 204H228V206L227 205H225V207H222L223 209L221 210V208H219L220 210H218L219 212H215V213H213L214 215H217V217L216 216H211V214L212 213H210L203 221H202V223L204 222V223H206L205 224V226H206V228L203 230V227L201 226L202 225V223H200L201 222V219H200V221H199V219H197V218H195V217H193V216H195V213H194V211H191V210H196L197 208V206H193V205H200V204H198V202L196 201V199H194L193 197L195 196V194L197 195V194H201V195H204V196H202L203 197V200H205L206 201V203L207 202H210L211 203V201H209L208 199H210L209 197H213V196H215V194H217V192L215 193L213 190ZM220 188L222 189L223 188V190L222 191H220ZM225 188V189H224ZM41 189H43V190H41ZM51 189L53 190V191H51ZM55 189V190H54ZM62 189H63V191L66 189L67 191L66 192H63L62 191ZM143 189H148L147 187L145 188H143ZM172 189H174V190H172ZM196 189V190H195ZM200 189V190H199ZM227 189L229 190L228 192H227ZM42 192H41V191ZM71 190V191H70ZM86 190V191H85ZM90 190V191H89ZM177 190V191H176ZM205 190V191H204ZM225 190H226V193H224L225 192ZM1 191L2 190H0V198L3 196V192L1 193ZM35 191H38V192H41L40 193V195H39V193L38 192H35ZM174 191H176L177 192V194H175V192ZM191 191H193V193H190ZM197 191V192H196ZM199 191H201V192H199ZM210 191V192H209ZM234 191V192H233ZM63 192V193H62ZM68 192V193H67ZM157 192V193H156ZM172 192V193H171ZM196 192V193H195ZM202 192H203V194H202ZM213 194H212V193ZM233 192V193H232ZM35 193V194H34ZM38 193V194H37ZM45 193V194H44ZM52 193V194H51ZM85 193V194H84ZM87 193V194H86ZM89 193V194H88ZM170 193V194H169ZM262 193V194H261ZM58 194V195H57ZM60 194V195H59ZM63 194V195H62ZM173 194V195H172ZM186 194V195H185ZM192 195V197H191V195ZM209 194V195H208ZM224 194V195H223ZM231 194H229L228 195V197L229 198H231L230 197V195ZM260 194H261V196H260ZM42 195V196H41ZM57 195V196H56ZM66 195H67V197H66ZM153 195V194H152ZM157 195V196H156ZM168 195V196H167ZM182 195H184L183 197H184V199H183V197H182ZM189 195V196H188ZM200 195V196H201ZM206 195L208 196V199H206L207 197H206ZM213 195V196H212ZM231 195V196H232ZM171 196H173L172 198H171ZM177 196H179V197H177ZM43 197V202H42V198ZM59 197H61L60 198V200L59 199H57V198H59ZM71 197V198H70ZM74 197V198H73ZM87 197H88V199H91V200H86L87 199ZM177 197V198H176ZM181 197V198H180ZM196 198H197V196H195ZM206 197V198H205ZM233 197V196H232ZM19 198V197H18ZM17 198V199H18ZM30 198H32V199H35L34 201L35 202H31L32 201V199L31 200H29ZM38 198V199H37ZM54 198V199H53ZM57 200H56V199ZM70 198V199H69ZM176 198V199H175ZM194 199V200H192V199ZM2 199H3V197H2ZM30 201H28V200ZM37 199V200H36ZM53 199V200H52ZM61 199H63V200H61ZM79 199V200H78ZM145 199V200H144ZM152 199H154L153 201H152ZM158 199V200H157ZM171 199H172V201H171ZM179 199V200H178ZM187 199V200H186ZM190 199V200H189ZM11 201H9V203L11 202L12 203V201H13V199H10ZM40 200H41V202L43 203H41L40 202ZM45 200V201H44ZM47 200V201H46ZM59 200V201H58ZM71 200V201H70ZM94 202H93V201ZM151 200V201H150ZM169 200V201H168ZM173 200H175V201H173ZM231 200V199H230ZM63 201V202H62ZM68 201V202H67ZM74 201V202H73ZM147 201H150V202H147ZM192 201L193 202H195L194 204L192 203ZM37 202H39L41 205H43V206H41L40 204L39 205H37L38 203ZM54 202V203H53ZM58 202H60V203H58ZM65 202V203H64ZM76 202H77V204H76ZM187 202H188V204H187ZM191 202V203H190ZM10 203V204H11ZM32 203V204H31ZM35 203V204H34ZM68 204V206H67V204ZM142 203V204H141ZM148 205H147V204ZM155 203V204H154ZM240 203V202H239ZM10 204H9V206H10ZM30 204H31V206H30ZM46 204V205H45ZM61 204H63V205H61ZM91 204H92V206H91ZM144 204H146L145 206H144ZM163 204V205H162ZM178 204V205H177ZM190 204H192V205H190ZM208 204V203H207ZM243 204V205H244ZM35 205V206H34ZM48 205H49V207H48ZM58 205H60V206H58ZM78 205V206H77ZM161 205H162V207L163 208H161ZM241 205H242V203H241ZM18 206V205H17ZM52 206V207H51ZM65 208H64V207ZM80 206V207H79ZM148 206V207H147ZM190 206V207H189ZM232 206V209L231 208H227V207H231ZM240 206V207H239ZM45 207V208H44ZM51 207V208H50ZM55 207V208H54ZM59 207V208H58ZM69 207V208H68ZM71 207V208H70ZM82 207V208H81ZM92 207V208H91ZM138 207V208H137ZM154 207H156V208H154ZM159 207H160V209L161 210H163V209H166V210H163V213L161 212L160 213V210H159ZM165 207V208H164ZM38 208H39V211H38ZM40 208H41V210H40ZM67 208H68V211H67ZM80 208V209H79ZM95 208V207H94ZM193 208V209H192ZM227 208V209H226ZM244 208V209H243ZM49 209V210H48ZM63 211H62V210ZM74 209L76 210V211H74ZM90 209V210H89ZM144 209H146V210H144ZM191 209V210H190ZM226 209V210H225ZM235 209V210H236ZM59 210H61V211H59ZM84 210V211H83ZM96 210V209H95ZM109 210V209H108ZM159 210V211H158ZM169 210H170V212H169ZM13 211H12V213H13ZM18 211V212H17ZM33 213H32V212ZM37 211H38V213H37ZM67 211V212H66ZM72 211V212H71ZM73 211H74V213H73ZM81 211V212H80ZM82 211H83V213H82ZM111 211V210H110ZM164 211H165V213H164ZM197 211H199V210H197ZM222 212V214H221V212ZM228 211H229V215H228ZM238 211H239V215L237 214L238 213ZM248 212L247 214H244V215H240V212H243V213H245V212ZM6 212V210L4 211V214H1L2 215V217L4 218V215H9V214H6L5 213ZM10 211H8L7 213H9ZM34 212H36L35 213V215H33L34 214ZM57 212V213H56ZM62 212V213H61ZM71 213V217L70 216H68L70 213ZM98 212V211H97ZM109 212V211H108ZM125 212V213H126ZM142 212H143V214H142ZM145 212H147L146 213V215L147 216H143V215H145L144 213ZM156 212V213H155ZM180 212V213H179ZM196 212V211H195ZM19 213V214H18ZM43 213V212H42ZM41 213V214H42ZM60 213V214H59ZM80 213H82L83 215H81ZM158 213V214H157ZM187 213H189V214H187ZM194 214V215H191L190 216V214ZM217 213V214H216ZM224 213H225V215H224ZM227 213V214H226ZM232 213H233V216H230V215H232ZM15 214V213H14ZM13 214V215H14ZM44 214H45V212H44ZM92 214V215H91ZM160 214H162L163 215V217L160 215ZM218 214H220V215H218ZM237 214V215H236ZM242 214V213H241ZM251 214H255V216L254 217H252V215ZM0 215V216H1ZM12 215V214H11ZM16 215H15V217H16ZM31 215V216H30ZM33 215V216H32ZM43 215V214H42ZM60 215V216H59ZM65 216V217H69L68 218V221H69V223L72 225L73 223L72 222H74L75 224H73L72 226L71 225H69L68 223H67V218H65V217H63V216ZM81 215V218H79V216ZM86 215H87V217H86ZM166 215V216H165ZM175 215V216H174ZM234 215L235 216H238V217H234ZM73 216V217H72ZM127 216V217H126ZM165 216V217H164ZM179 216V217H178ZM218 216L220 217V218H218ZM241 216V217H240ZM251 216V217H250ZM2 217H0V219H1V221L3 220V218ZM9 217V216H8ZM53 217V218H52ZM76 217H78V219H79V221H80V224H81V221H82V225L84 226V228H81L80 229V225L78 224V223H76L78 220H77V218ZM150 217H151V219H150ZM177 217V218H176ZM188 219H187V218ZM228 217V218H227ZM246 217H247V219H246ZM250 217V218H249ZM9 218H11L10 220H9ZM8 218V220H9V223L7 222V221H2V222H5V223H8V224H10L11 223V221H12V219L14 218V217H9ZM65 218V219H64ZM86 218V219H85ZM94 218H96V217H94ZM135 218V219H134ZM144 220H143V219ZM149 218V219H148ZM161 218H163V220L161 219ZM172 218V219H171ZM212 218V219H211ZM229 218H230V220H229ZM232 218V219H231ZM236 218H238L237 220H238V222H237V220H236ZM251 218H252V220H251ZM254 218V219H253ZM6 218H4V220H5ZM34 219H36L35 217H34ZM60 219V221H58ZM85 219V220H84ZM128 219L130 220V221H128ZM137 219H138V221H137ZM182 219H185L184 221L182 220ZM191 219V220H190ZM198 220L197 222H196V220ZM216 219V220H215ZM219 219H220V221H219ZM234 219V220H233ZM247 220V221H244V222H241L240 220ZM61 220H66V221H62L65 225H64V227H65V229L64 228H62L63 227V223L61 222ZM96 221V224H97V226L96 227H99L100 229H98V228H96L95 226H94V221ZM98 220V219H97ZM135 220V221H134ZM171 220V221H170ZM176 220V221H175ZM236 220V221H235ZM54 221H57L60 225H58V223H56V222H54ZM83 221H87V222H83ZM126 221V222H125ZM128 221V222H127ZM145 221V222H144ZM149 221L150 222V224H149V222L147 223V222ZM160 221V222H159ZM169 221V223H166V222H168ZM186 221V222H185ZM215 221V222H214ZM229 221V222H228ZM251 221H252V223H251ZM41 222V223H40ZM45 222V223H44ZM141 224H140V223ZM142 222H144V224L142 223ZM156 222H158V223H161L160 225L158 224V225H155V223ZM164 222H165V224H164ZM172 222L174 223V224H172ZM185 222V223H184ZM190 222V223H189ZM219 222H221V223H219ZM224 224H223V223ZM237 222V223H236ZM240 222V223H239ZM249 222H250V224H249ZM1 223V222H0ZM40 223V224H39ZM67 223V224H66ZM84 223L85 224H87V225H84ZM103 223V224H102ZM105 223V224H104ZM129 223H130V225H129ZM177 223V224H176ZM195 223V224H194ZM227 223V224H226ZM228 223H229V225H228ZM239 223V224H238ZM244 223H245V225H244ZM255 223V224H254ZM20 224L21 225H23L22 224V222L20 221ZM37 224H39L40 226H37ZM56 224H57V227H56ZM78 224V225H77ZM92 224V225H91ZM99 224L102 226V228H101V226H99ZM108 226H107V225ZM127 224H128V226H127ZM136 224H138L137 225V228H136ZM139 224L141 225V226H139ZM157 224V223H156ZM173 226H172V225ZM188 224V225H187ZM199 224H200V226H199ZM55 226V227H53V226ZM81 225V226H82ZM104 225H106V229H104V231H103V227H104ZM120 225L123 227V229L124 228H127V229H125L124 231H122V227H120ZM155 226L157 229H158V227H159V229H158V231L159 230H161V228L163 229V230H161V231H159V233L160 232H162V231H164V233H167L166 232V229L165 228H167V230H168V228H169V230H168V232H169V234H171L170 235V237H171V239H170V237H169V240H168V234H164L163 232H162V234H163V237L164 238H162V235L160 236V238H159V236L157 235V236H151V234H150V232H149V230L147 229V228H149L150 230L151 229H154V227L153 226ZM164 225V226H163ZM172 226V228H171V226ZM191 225V226H190ZM207 225L209 226V227H207ZM226 227H225V226ZM248 225V226H247ZM249 225H254V227L255 228H257L258 226H259V228H257V229H259V230H257V229H254V230H250L251 228L249 227ZM256 225H257V227H256ZM7 226V227H6ZM52 226V227H51ZM85 226H87V230H86V227ZM90 226V227H89ZM131 226H132V228H131ZM133 226H134V228H133ZM168 226V227H167ZM203 226H204V224H203ZM245 226H246V228H245ZM46 227V226H45ZM69 228V227H71L69 230L67 229V228ZM96 229H95V228ZM110 227V228H109ZM120 227V228H119ZM188 227H190V228H188ZM194 227H196V228H194ZM20 228V229H19ZM53 228V229H52ZM89 228H91V229H89ZM93 228V229H92ZM129 228H130V230H132V231H130L129 230ZM145 230H144V229ZM155 228V229H156ZM193 228V229H192ZM227 228V229H226ZM40 229V230H41ZM53 231H52V230ZM91 231H89V230ZM96 231H95V230ZM140 229H142V230H140ZM156 229V230H157ZM182 229V230H181ZM190 230V231H187V230ZM81 230H83V233H82V231ZM86 230V231H85ZM112 230V231H111ZM138 232H137V231ZM144 230V231H143ZM146 230H147V232H149V233H147L146 232ZM200 230V231H199ZM17 231V232H16ZM22 231V232H21ZM28 231V232H27ZM44 231V230H43ZM43 231H42V233H43ZM49 231H51V232H49ZM60 231V232H61ZM73 232V234H72V232ZM88 231V232H87ZM102 231V232H101ZM126 231V232H125ZM128 231V232H127ZM134 231V232H133ZM136 231V232H135ZM145 232V233H142V232ZM185 231V232H184ZM197 231H198V233H197ZM247 231V232H246ZM249 231V232H248ZM15 232H16V234H15ZM62 232H61V234H62ZM81 232V234H82V237L81 238H79V236L81 235H79V233ZM130 232V233H129ZM252 232V233H251ZM254 232V233H253ZM23 233V234H22ZM51 233V234H50ZM75 233V234H74ZM86 233V234H85ZM90 233V234H89ZM100 233V234H99ZM113 233H114V235H113ZM116 233V234H115ZM126 233V234H125ZM128 233V234H127ZM147 233V236L145 235ZM151 233H152V230H151ZM158 233V234H159ZM174 233V234H173ZM258 233L261 235V238H259V235H258ZM12 234V235H11ZM30 234H32V232H30ZM48 234H50V235H48ZM70 234V237L69 236H67V235H69ZM71 234H72V236H71ZM96 234V235H95ZM98 234V235H97ZM105 234V235H104ZM107 234V235H106ZM111 234V235H110ZM119 234V235H118ZM131 234V235H130ZM144 236V238H143V236ZM150 234V235H149ZM161 234V233H160ZM252 234V235H251ZM14 235V236H13ZM16 235V236H15ZM74 235L76 236V237H74ZM89 236V237H84V239H83V236ZM116 235H117V237H116ZM120 235L122 236V237H120ZM132 236V238L130 237V236ZM137 235V236H136ZM38 236V235H37ZM36 236V237H37ZM109 236V237H108ZM111 236H113V237H111ZM134 236V237H133ZM167 236V237H166ZM174 236V237H173ZM250 236V237H249ZM254 236H256V237H258V239L257 238H254ZM5 237L8 239V240H6V242H5ZM28 239H26V238ZM68 237L70 238L69 240H68ZM98 237V238H97ZM119 237V238H118ZM193 237V238H192ZM199 237V238H198ZM21 238H23V239H20ZM24 238H25V240H24ZM32 238V239H31ZM72 238H75L76 239V241L77 242H75V240L72 242L71 240H73ZM78 238V239H77ZM135 238V239H134ZM143 238V239H142ZM149 238H151L150 240H152L151 242H153V243H151L150 242V240H149ZM166 238V239H165ZM173 238V239H172ZM247 238V239H246ZM65 239H67V240H65ZM83 242H81L80 240ZM86 239V240H85ZM106 239H108L107 241L109 242L110 241V243H111V246H110V243H108L107 241H106ZM109 239H112V241L111 240H109ZM114 239V240H113ZM123 240V244L122 243H120V241H122ZM138 239V240H137ZM140 239H142V241L143 242H141V240ZM165 241H164V240ZM177 239V240H176ZM251 239V242H252V245H250V249H247L246 247L248 246V248H249V244H251V242L249 241ZM259 239H261V241L259 240ZM12 240V241H11ZM32 240V241H31ZM38 240H40V239H38ZM85 240V241H84ZM94 240V241H93ZM100 240V241H99ZM102 240V241H101ZM149 241V243H151V244H148V242H146V241ZM163 240V241H162ZM167 240V241H166ZM203 240V241H202ZM3 241V242H2ZM8 241V242H7ZM65 241V242H64ZM67 241V242H66ZM71 241V242H70ZM80 241V242H79ZM117 241V242H116ZM173 241V242H172ZM240 241V245H241V242H242V245H244V246H242V251L240 250L241 249V246H238L237 247V244H238V242ZM253 241L255 242V243H253ZM12 242V243H11ZM14 242H16V243H18L20 246H23V243L24 244H26L27 245V247H26V245H24V249L23 248H19L18 247V245L15 243L14 244ZM22 242V243H21ZM29 242V243H28ZM99 242V243H98ZM161 242H168V243H166L168 246L167 247H165L166 248V252L164 251L165 250V248H164V246H166V245H164V244H161ZM181 244H180V243ZM245 242H250V243H248V245L246 246V243ZM4 243V244H3ZM120 243V244H119ZM136 243V244H135ZM147 243L149 246H155V245H158V247L160 246L161 247V249H163V251H164V254H165V256L164 255H161L162 253H163V251L161 250V258H160V255H159V253H160V250H159V252H156L157 253V255H159V256H157L156 255V253H155V250H158L159 248L158 247H155L154 248V246H153V248L155 249H153V248H151V247H149L147 244V246L148 247H146V249H147V251H146V249L144 248V245ZM210 243H213L214 245H212V247H210V251H208V249H207V251H205V248L207 247V246H205V245H209ZM256 243H259V244H256ZM11 244H13V245H11ZM22 244V245H21ZM29 244V245H28ZM36 244H39V241L36 243ZM50 244V245H51ZM66 244L68 245L67 247H66ZM92 244V245H91ZM101 244H102V246H101ZM115 244V245H114ZM135 244V245H134ZM4 245H8L9 247H10V249H9V247H7V246H4ZM11 245V246H10ZM15 245H17V247L15 246ZM40 245V244H39ZM58 245H60L59 247H57ZM79 245V246H78ZM80 245H81V247H80ZM100 246V250H99V247H97V246ZM120 245H122V246H120ZM127 246V251H129V252H126V250L124 249V248H121V247H125L126 248V246ZM130 245V246H129ZM162 245H164L163 247H162ZM210 245V246H211ZM221 245V246H220ZM235 245H236V247H237V251L238 250H240L243 254H242V256L239 254V256H241V258L240 257H238V255H236V248H234L235 247ZM259 245V246H258ZM3 246V247H2ZM13 246H14V249H13ZM71 246V247H70ZM202 246H205V248L204 247H202ZM257 246L259 247V248H257ZM263 246V247H262ZM26 247V248H25ZM48 247V246H47ZM92 247V248H91ZM102 247V248H101ZM129 247V248H128ZM176 247V248H175ZM244 247V248H243ZM3 248V249H2ZM13 250H12V249ZM15 248H19L18 250L20 251H18V250H15ZM35 248L37 249V250H35ZM42 248V247H41ZM46 247H43V249L42 250H44ZM50 248H48V249H50ZM57 248H59L58 250H57ZM84 248V249H83ZM86 248H87V250H86ZM91 248V249H90ZM115 248H117V249H115ZM158 248V249H157ZM171 248V249H170ZM175 248V249H174ZM208 248V247H207ZM232 248V249H231ZM240 248V249H239ZM5 249V250H4ZM8 249V250H7ZM21 249H22V251H21ZM27 251H26V250ZM29 249V250H28ZM35 250V252H34V250ZM52 249L54 250L53 252H52ZM71 249V250H70ZM82 249V250H81ZM102 249V250H101ZM184 249H186V251L184 250ZM212 249H214L213 251H212ZM231 249V250H230ZM243 249H245V250H243ZM2 250V251H1ZM4 250V251H3ZM11 250V251H10ZM14 250H15V253H14ZM33 251L32 253L33 254H31L30 252L31 251ZM69 250V251H68ZM78 250H80V251H78ZM104 250V251H103ZM114 250V251H113ZM132 250H133V252H132ZM220 252V250H221V256L220 255H217L218 254V251ZM247 250V251H246ZM7 251V252H6ZM10 251V252H9ZM16 251H18V254H17V252ZM28 251H30V252H28ZM62 251H64V252H62ZM68 251V252H67ZM71 251V252H70ZM74 251V252H73ZM96 251V252H95ZM125 251V252H124ZM145 251H146V255L145 254H143V252L145 253ZM179 251V252H178ZM7 254H6V253ZM25 252V253H24ZM27 252H28V255H27ZM58 253V252H60V253H58V255L56 254V253ZM92 252V253H91ZM100 252V253H99ZM175 252V253H174ZM196 252H197V254H196ZM214 252V253H213ZM239 252V251H238ZM253 253H254V251H252ZM29 253H30V257H29ZM39 253L41 254L39 257H38V255H39ZM78 253V254H77ZM79 253H80V255H79ZM84 253V254H83ZM120 253H121V255H120ZM127 253V254H126ZM176 253H179L181 256H179L178 254H176ZM200 253H204V254H200ZM217 253V254H216ZM20 254V255H19ZM34 254H36V255H34ZM44 254H46V252L44 253ZM51 254V255H50ZM70 254V255H69ZM82 254V255H81ZM87 254V255H86ZM101 254V255H100ZM102 254H103V258H102ZM12 255H15V256H12ZM22 255H27L28 257V262H27V260H25L26 258V256H22ZM36 256V257H32V256ZM53 255V256H52ZM55 255V256H54ZM69 255V257H67ZM84 255L86 256V257H88L87 259L84 257ZM114 257H113V256ZM129 255V257H127ZM140 255V256H139ZM197 255V256H196ZM201 255H203V256H201ZM219 256V257H217V256ZM254 255V254H253ZM60 256V257H59ZM65 256V257H64ZM101 256V257H100ZM110 258H109V257ZM126 256V257H125ZM154 256V257H153ZM162 256H164V257H162ZM168 256V257H167ZM196 256V257H195ZM199 256H200V258L201 259H199ZM238 257V261L235 259V258H237ZM10 257H11V260H10ZM15 257H16V259H15ZM31 257H32V260H31V262H30V259H31ZM42 257H44V258H42ZM47 257V258H46ZM182 257V258H181ZM203 257V258H202ZM206 257V258H205ZM20 258H22L21 260H20ZM25 258V259H24ZM53 258H54V260H53ZM107 258V259H106ZM159 258V259H158ZM173 258V259H172ZM220 258V259H219ZM253 258H254V260H253ZM2 259V260H1ZM15 259V260H14ZM40 259V260H39ZM66 259V260H65ZM68 259V260H67ZM80 259V260H79ZM103 259V260H102ZM106 259V260H105ZM113 259V260H112ZM139 259V260H138ZM170 259V260H169ZM196 259H197V261H196ZM6 260V261H5ZM18 260V261H17ZM20 260V261H19ZM23 260V261H22ZM63 260V261H62ZM110 260V261H109ZM130 260V261H129ZM133 262H132V261ZM236 260V261H235ZM248 260V261H249ZM2 261H3V263H2ZM5 261V262H4ZM9 263H8V262ZM36 261V262H35ZM58 261V262H57ZM68 261V262H67ZM77 261V262H76ZM240 261V262H239ZM247 261V262H248ZM23 262V263H22ZM55 262H57V263H55ZM127 262H129V263H127ZM146 262V263H145ZM156 262V263H155ZM159 262V263H158ZM210 262H203V264H211ZM118 263V264H119ZM250 263V264H251ZM115 264V263H114ZM124 264V263H123ZM246 264V263H245ZM248 264H249V262H248Z\"/></svg>",
	"mask_w": 264,
	"mask_h": 264
},
{
	"label": "bare ground",
	"instance_id": "2",
	"mask_svg": "<svg viewBox=\"0 0 264 264\" xmlns=\"http://www.w3.org/2000/svg\"><path fill=\"white\" fill-rule=\"evenodd\" d=\"M5 1H7V2H15L16 3V1H14V0H5ZM5 1H2V3L3 2H5ZM23 1H25V0H23ZM29 1H31V0H29ZM37 1H39L40 2V7H41V9H40V7H35L36 9H37V11L39 12L40 11V15L38 14V13H36V15H35V17H37L38 15L40 16L38 19L37 18H34L33 17V12H34V14H35V12H37L36 10L35 11H33V8H32V13H31V11L29 10V9H27V7L26 8H24V6H23V8H21L20 10H18L17 12H16V9H12V11H13V13H12V11H11V13H9L10 12V10L9 11H3V13L5 12V13H7L8 12V15H10V14H13V17H15V19H17V22H16V24H18L20 21L22 22V20H25V22L27 23L28 22V24H25V26H26V29H24V25L22 26L23 28H20V27H18V25H17V27L15 26H13L14 28H10L11 29V33H10V31H8L9 33H10V36H11V34L13 35V33L12 32H14V35L16 34H18V38H19V42H17V44H15V47L19 50V51H22V52H28L29 53V55H30V57L28 56V55H26V56H28L29 58H30V62H29V69H28V72H27V74H28V76H29V83H27V84H25L26 86H24V91L22 92H20V95H21V93H22V95L21 96H19L18 95V97L17 98H19V99H16V97L14 98V96H15V94H13V92H11V89H9V85L7 86V84L5 85V83H7V81L5 82V79L7 78V75H5V74H3V72L1 71V70H3V69H0V107L2 108V107H4L7 103H9V101H13L14 99H15V107H16V111H20V110H23V109H27L28 108V104H29V102L31 103V99H33L34 100V98H35V96L37 95L36 93H37V91H35L36 90V88H37V86L41 83L42 84V82H40V81H42V74H43V76H49V77H47L48 79V81L49 80H51V81H49V82H51V84H49V87H48V89H50V91L49 90H47V91H49V93H46L45 92V96H44V98L47 100V101H49V102H47V107H52L49 111L51 112L52 110H53V112H52V114H50V112H49V116L50 115H52V116H50V119L47 117L48 116V112L46 113V120L45 119H42V110L41 109H46V108H44V107H46V106H43V108L41 107V104H40V106H38V107H40V108H37V109H35V111L33 112V114H32V116L30 117V118H33V120H34V124L35 123H37V127L38 128H40V130L42 129V131H43V138L44 139H46L47 141H48V143L50 144L51 143V145L54 147V145H55V147L54 148H56L57 149V151H60V150H58V149H60L61 148V151L62 150H65V152L66 153H69L68 155H66V157L69 159V161H73L72 163L74 164V166H72L71 168H74L75 167V171H77V174L76 175H78L77 177H76V179L77 180H79L80 181V183H82V182H85L86 184H90V185H86L87 187H88V189H90L91 190V192H90V194L92 193V195L90 196L95 202H97V204L95 205V204H93L94 205V207L92 206V204H91V206L93 207V212L91 211L90 213H95L96 212V214L93 216L92 214V216L91 217H93V219L94 220H96L98 223H100V222H103L104 221V219H103V221L102 220H100L101 219V217H103V215L99 218V216H100V214H102V210H107L106 212L109 214V213H111V215H110V219L112 220V219H114V222L115 223H119L120 224V220H121V218L124 216L125 217V214L126 215H128V218H129V211L128 212H126V210L128 209V207L125 205V204H127V205H131V204H134L135 202L136 203H138L137 202V200H139L140 201V198H138L140 195H143V192L144 191H146V190H149V191H151V192H149L150 194H148L151 198L152 197H154L155 196V192L153 193V191L151 190V182L149 183V182H146V178L143 180L141 177H138L139 179L137 180V181H139V183H137V181L135 182L134 181V179L136 178V176H135V174H133V172H135V171H133L132 173H131V175L133 176V177H135L134 179H132V177H131V175H130V173L129 172H131L132 171V168H133V165L134 164H137V157H136V155H137V152H135L136 150H138V153H139V147H138V143L140 144V142H141V140H144V139H148L149 141L151 140V142L153 141L154 143H156V144H158V146H159V150H158V152H160L159 154H160V157L161 158H164L165 160H167L168 159V162H169V159H182V158H185L186 159V157H181V158H179L181 155H182V153H184V151H185V149L187 148V150H189L188 148H190V147H194V145H195V143L192 141V140H189V138H190V136H187L186 137V134L189 132V130L188 129H186L187 130V132L185 133V134H177V136L174 134V133H172V134H174L175 135V137H171V136H166V134H162V133H160V131L157 129V128H155V129H147L146 127H145V124H144V120L147 118V117H149L148 119H151L150 117L151 116H154L153 117V121L155 120L154 118L156 117V115H158V114H162V112H164L165 110H166V105H168V102L166 103V102H164V101H167V100H169V99H167V100H165L166 99V97H163V96H158V97H151V93H154V91H151L152 89L151 88H149V87H147V86H144L143 84H142V80H141V78H140V74L138 75L137 73L139 72V73H141V70H143L141 67H140V65L139 64H141V62L138 64V63H136L135 61H137L136 60V58L134 59H129L130 57H125L123 54H124V52L125 51H128V50H130L131 48H134V49H136V48H144V45H145V48H146V45H148V44H144V41H145V39H143V36H145V38H147L148 36H149V38H147V39H152L151 38V36L150 35H148L149 33L148 32H146L143 28L141 29L138 25H141V24H137V22H136V17L134 18V17H131L130 16V14H128V10H124V11H121V10H119L120 8H119V5H117V6H115L114 4H112V5H114V8H112V13L110 14H105V13H101L102 11H100V9L99 8H103V3L105 2V0H103L104 2L103 3H101L102 2V0H101V2H100V0H55V2H54V0L51 2V0H46V1H48V3H46V1L44 2L43 0L41 1V0H37ZM36 1V2H37ZM57 1V2H56ZM111 1H113V0H111ZM111 1H110V4H111ZM115 1V0H114ZM117 1V3H118V0H116ZM121 1V0H120ZM138 2H139V0H137ZM174 1H176V0H174ZM178 1V0H177ZM180 1H182V0H180ZM190 1V0H189ZM192 1V0H191ZM203 1V0H202ZM209 1V0H208ZM230 2V1H232V0H222L221 2L223 3H227V5L229 6L230 4L228 3V2ZM236 3L238 2V1H240V0H234ZM242 1V0H241ZM240 1V2H241ZM250 1V0H249ZM248 1V2H249ZM251 1H253V3L256 5L255 6V8H254V5L252 6L253 8H254V11H252V12H250V14H248V17H249V15H250V17L248 18V20L250 21V23H251V21H253L252 23H254V24H250V25H252L253 27H254V29H253V27H252V34H251V37H253L254 36V33H255V31H256V38H258L259 40H260V42L259 41H257L258 39H255V41H257L258 42V44L257 45H259L260 46V50H258V55L259 56H261L262 57V61H263V64H264V0H251ZM7 2H5V4L7 3ZM33 2V1H32ZM32 2H30V3H32ZM44 2V6H45V4L48 6L49 4L51 5V7H52V5L53 4H55L56 6H58L59 7V5H57V3H60L61 4V6H62V8H61V6L59 7V8H61L62 10H61V19L64 17V19H62V21H61V23H63L64 25L65 24H68L69 22L71 23V21H72V19L70 20V18L68 17V15H70V14H68L69 12H68V10H69V8L71 9V6L73 5V10H77V11H79V9L81 8V7H83L82 6V2H83V4L86 2H88V3H90L93 7L92 8H95V11L92 13V14H88V12H87V14H88V16L86 15V13H84L85 15L84 16H82L83 15V13H81L82 15V17L84 18V17H86L85 19H83L82 17V20H85L84 21V23L82 24V25H79L78 23V25L79 26H77V25H75L74 23H72L71 25H73L74 26V28H76V30H72V27H70V26H68V27H70V31H80L79 33H81L80 35L82 36V35H84V36H87V34H88V36L87 37H89L90 38V36L89 35H91L92 37H93V32H102V31H104L106 28H108V27H111L112 29H113V34L111 33V34H109V35H111V36H113L114 37V41H115V44L116 45H114L113 44V46H117L118 47V51L120 52H118L119 53V57L117 56V59L119 58V60L117 61L116 60V58H115V61H116V64L117 63H119V64H117L116 65V68H118L117 70L119 71V74H121V76L122 77H124L127 81H128V86L126 87L127 88V90H128V93L130 92L131 94L132 93H134V94H136L135 95V98L132 96V98H134L135 100L133 101L134 103L132 104V106H131V110H132V113H133V119L132 120H138L139 122H140V124H139V126H141V127H138L139 128V131H137V132H134V130H130V132L134 135V138L132 137L131 139H134V141H135V143L133 144V142L131 143V145L130 146H127V147H130V150L129 151H131V152H129V154L130 153H132V154H127V152H128V150L127 149H125V148H123V150L125 149V150H127V151H125L126 153V155H125V157H127V158H124V159H126L125 161L124 160H120L119 158H117V159H119V161L121 162V164L119 163V162H117V164L118 165H121V167L123 168V165L125 164V166H127L128 167V162H129V164H131V168L130 167H128L129 168V170H131V171H129L128 172V174H126V172H127V170H126V168H124V170H122L121 169V171H118L119 169V167L116 169L115 167L117 166V164H116V162L115 161H117V159L115 158V156L114 155H112V151L110 150V151H108L107 149H106V152H104V154H99V152L97 151V153L99 154V155H97L96 154V152H95V155H97V156H95V155H93L92 156V154L94 153L93 151L94 150H92V152L93 153H90L91 151L89 150V149H93V147H94V145H93V147H91V148H89L90 146H91V144H92V142L90 141V139H92L93 140V137H92V134H95V132L98 130V131H100L99 130V127H106V128H113V126H114V124H113V119H111L110 118V114H111V112H108L109 110H107V106H105L106 105V101L107 100H105V95H104V93L102 92V90L100 89V81L101 80H99V78H101L102 76H103V74H101L102 73V70H101V68L103 67L102 65H104L105 64V62L104 61H102V62H104V64H101V68L100 67H97V68H94L93 67V64H94V62L93 61H95V60H92V59H96L97 57V55L95 56V54H94V52H93V55H94V57H96V58H91V56H90V53H89V47L88 46H86V45H84V44H81V43H79V42H77L76 40L77 39H75L74 37V39L72 38L71 39V41H69V43H68V45L67 46H69V51H70V57L69 58H66L67 56H65L64 55V53L62 52V51H59L57 48V50L54 48L53 49V47H51L52 48V50L51 49H49V47H47V46H45V45H43V47H41V48H39V47H37L36 45H37V43H36V41H38L37 40V36L38 35H41V34H43V35H45V36H48L49 38H51L52 37V39H53V35L54 34H57V33H54L53 35L51 34L53 31H50L51 29H53V28H51V26H50V30H49V27L47 26V22H46V19L45 18H42V16L44 15V14H42V16H41V13L42 12H44L45 13V15L47 16V13L46 12H48L47 11V6H45V7H42L41 5V3H43ZM107 2V1H106ZM105 2V3H106ZM122 2V1H121ZM138 2H137V4H138ZM207 2V1H206ZM205 2V3H206ZM247 2V3H248ZM1 3V2H0ZM20 3V2H19ZM18 3V4H19ZM30 3H27L26 5L27 6H29L30 5ZM85 3V4H86ZM113 3V2H112ZM133 3V2H132ZM177 3H179V2H177ZM195 3V2H194ZM209 3V2H208ZM211 3V2H210ZM223 3V4H224ZM235 3V4H236ZM253 3H250V4H253ZM11 4V3H10ZM17 4V5H18ZM25 4V3H24ZM23 4V5H24ZM39 4V3H38ZM78 4H80V5H78ZM107 4H108V2H107ZM116 4V3H115ZM122 4V3H121ZM130 4H131V1H130ZM180 4H182V3H180ZM179 4V5H180ZM195 4H197V3H195ZM223 4H221L220 3V5L218 4L217 6L216 5H213V6H216V7H220V6H222ZM238 4H242V3H237L236 4V6L238 5ZM15 5V4H14ZM14 5H11V6H14ZM22 5V4H21ZM25 5V6H26ZM67 5H69L68 7L69 8H67ZM75 5H78L77 7H79V9L77 8V9H75L74 8V6ZM89 5V4H88ZM87 5V6H88ZM90 5V6H91ZM144 5V4H143ZM142 5V6H143ZM183 5H184V3H183ZM194 5V4H193ZM201 5V4H200ZM206 5V4H205ZM205 5H203L202 7H205ZM248 5V4H247ZM4 7V5L3 4H1L0 5V7ZM6 6V5H5ZM64 6V7H63ZM81 6V7H80ZM95 6V7H94ZM101 6V7H100ZM108 6H109V4H108ZM108 6H104V8L106 7V9H104V10H106L107 11V7ZM131 6V5H130ZM133 6V5H132ZM135 6V5H134ZM137 6V5H136ZM141 6V5H140ZM177 6V5H176ZM182 5H180V7H181ZM186 6V5H185ZM195 6V5H194ZM207 6H212V3L209 5V4H207ZM212 6V7H213ZM225 6V4L223 5V7ZM230 6H233V5H230ZM239 6V5H238ZM240 6H242V5H240ZM245 6V5H244ZM249 6H251V5H249ZM18 8H20V6H17ZM17 7H15V8H17ZM66 7V9H68V10H66V9H64ZM85 7V6H84ZM83 7V8H84ZM89 7V6H88ZM98 7V8H97ZM109 7H111V6H109ZM116 7H118V8H116ZM122 7V6H121ZM183 7L184 6H182V10H181V12L180 13H182V11L184 10V9H186L185 7H184V9H183ZM193 7V6H192ZM197 7V6H196ZM201 7V8H202ZM210 7H205L206 9H213V8H210ZM216 7H214V10L215 9H217V10H220L221 8H216ZM248 7V6H247ZM4 8H8V7H4ZM12 7H10V9H11ZM14 8V7H13ZM17 8V9H18ZM44 8H45V10H44ZM134 8V7H133ZM140 8V7H139ZM143 8H144V6H143ZM173 8V7H172ZM191 8V7H190ZM198 8H199V6H198ZM200 8V9H201ZM233 8V7H232ZM241 8V7H240ZM2 9V8H1ZM23 9V10H22ZM25 9H27V10H25ZM39 9V10H38ZM52 9H53V7H52ZM89 9V8H88ZM196 9V8H195ZM200 9H196L195 11L197 12L198 10H200ZM208 9V10H209ZM223 9V8H222ZM234 9V8H233ZM244 9V8H243ZM249 9V8H248ZM3 10V9H2ZM15 10V11H14ZM43 10V11H42ZM84 10H86L87 11V9L85 8ZM94 10V9H93ZM97 10H98V12H97ZM101 10H103V9H101ZM103 10V11H104ZM109 10V9H108ZM137 10H139L138 8H137ZM141 10H143V9H141ZM148 10V9H147ZM170 10V9H169ZM186 10H189V9H186ZM216 10V11H217ZM225 10V9H224ZM251 10V9H250ZM63 11H67V13H65V15L63 16L62 15V12ZM74 11V12H75ZM81 12H86V11H82V9L80 10ZM119 11L120 12H122V17L119 19V20H116L115 19V16L117 15V13H118V15H120L119 14ZM190 11V10H189ZM231 11H232V9H231ZM50 12H53V11H50ZM70 12H71V10H70ZM117 12V13H116ZM135 12H137V11H135ZM143 12V11H142ZM145 12V11H144ZM154 12V11H153ZM192 12V11H191ZM190 12V13H191ZM214 12V11H213ZM217 12H219V11H217ZM221 12H223L222 10L220 11V13ZM244 12H246V11H244ZM5 13L3 14V16L5 15ZM63 13V14H64ZM72 13V12H71ZM76 14H78L77 16H79L80 14H79V12H75ZM97 13V14H96ZM133 13V12H132ZM147 13V12H146ZM152 13V12H151ZM151 13H150V15H151ZM163 13H165L164 11H163ZM185 13V10H184V12L182 13V14H184ZM198 13V12H197ZM203 13V12H202ZM208 13V12H207ZM215 13V12H214ZM224 13V12H223ZM15 14V15H14ZM38 14V15H37ZM54 14V13H53ZM66 14H68V15H66ZM74 14V13H73ZM116 14V15H115ZM145 14V13H144ZM148 14V13H147ZM147 14H145V15H147ZM155 14H156V12H155ZM199 14V13H198ZM246 14V13H245ZM7 15V16H8ZM50 15V14H49ZM51 15H52V13H51ZM60 14H58V16H59ZM115 15V16H114ZM117 15V16H118ZM132 15V14H131ZM141 15L143 16V14L141 13ZM200 15V14H199ZM198 15V16H199ZM205 15V14H204ZM204 15H203V17H204ZM210 15H211V12H210ZM223 15V14H222ZM221 15V16H222ZM235 15V14H234ZM1 16V15H0ZM12 16V15H11ZM10 16V17H11ZM55 16H57V15H55ZM66 16H67V18H69V21L66 19ZM73 16V15H72ZM184 16H185V14H184ZM201 16V15H200ZM209 16V15H208ZM218 16V15H217ZM49 17V16H48ZM51 17H54V15H52ZM154 18H155V15L153 16ZM210 17V16H209ZM208 17V19H210ZM219 17V16H218ZM223 17H226V16H223ZM2 18H4L5 19V17H2ZM47 18V17H46ZM57 18V17H56ZM59 18V17H58ZM214 18V17H213ZM213 18H211L212 20H213ZM246 18V17H245ZM244 18V19H245ZM246 18V19H247ZM3 19V21L4 22H1V23H5V22H7V21H9L10 20V23L12 22L11 21V19L10 18H8L7 20L5 19L4 20ZM55 19V18H54ZM148 19V18H147ZM150 19V18H149ZM174 19V18H173ZM190 19V18H189ZM222 19V18H221ZM224 20H225V18H223ZM0 20H1V18H0ZM56 20V19H55ZM57 20H59V19H57ZM66 20L68 21V23H66ZM81 20V21H82ZM151 20V19H150ZM149 20V21H150ZM169 20V19H168ZM215 20V19H214ZM2 21V20H1ZM64 21V22H63ZM152 21V20H151ZM182 21V20H181ZM248 21V22H249ZM48 22H50V21H48ZM139 22V21H138ZM148 22V21H147ZM160 22V21H159ZM175 22V21H174ZM174 22H172V23H174ZM185 22V21H184ZM193 22H194V20H193ZM205 22V21H204ZM225 22V21H224ZM233 22H234V20H233ZM9 23V22H8ZM12 23H15V22H12ZM22 23H24V21L22 22ZM202 23V22H201ZM7 24V23H6ZM20 24V23H19ZM50 24V23H49ZM62 24V25H63ZM157 24H159V23H157ZM156 24V25H157ZM176 24V23H175ZM211 24V23H210ZM226 24V23H225ZM10 25V24H9ZM8 24H7V27L9 26ZM168 24H166L165 26H167ZM193 25H194V23H193ZM203 25V24H202ZM220 25V24H219ZM5 26V25H4ZM160 26V25H159ZM159 26H158V28H159ZM174 26V25H173ZM176 26V25H175ZM240 26V25H239ZM7 27H4L5 29H7V30H10V29H8ZM12 27V26H11ZM68 27H65V28H67L68 29ZM141 27H142V25H141ZM154 27V26H153ZM203 27V26H202ZM216 27H218V26H216ZM238 26H236L235 27V29L237 28ZM248 27V26H247ZM4 28L2 29V30H4ZM18 28V29H17ZM155 28V27H154ZM203 28H205V27H203ZM241 28V27H240ZM20 29V30H19ZM21 29L23 30V31H21ZM57 29H58V27H57ZM110 29V28H109ZM151 29V28H150ZM165 29V28H164ZM250 29V28H249ZM1 30V32H2V35L6 32L7 33V30H5L4 31V33H3V31ZM15 30H16V32H15ZM60 30V29H59ZM59 30H57V31H59ZM141 30H143V32L145 31L146 32V34L147 35H144L145 34V32H144V34L142 35L141 34ZM204 30H206V29H204ZM239 30V29H238ZM241 30V29H240ZM254 30V31H253ZM68 31V30H67ZM70 31H69V33H70ZM140 31V32H139ZM157 31H158V29H157ZM156 31V32H157ZM208 31V30H207ZM250 31V30H249ZM248 31V32H249ZM60 32V31H59ZM142 32V33H143ZM154 32V31H153ZM205 32V31H204ZM244 32V31H243ZM243 32H242V34H243ZM254 32V33H253ZM78 33V32H77ZM77 33H74V34H77ZM78 33V34H79ZM84 33H86V34H84ZM185 33V32H184ZM207 33V32H206ZM209 33V32H208ZM238 33V32H237ZM245 33V32H244ZM251 32H249V34H250ZM1 34V33H0ZM61 34V33H60ZM63 34V33H62ZM74 34H72V35H74ZM96 34H98V33H96ZM179 34V33H178ZM8 35V34H7ZM14 35H13V37H14ZM210 35H211V33H210ZM216 35V34H215ZM221 35H222V33H221ZM9 36V37H10ZM42 36V35H41ZM57 36V35H56ZM56 36H54V38L56 37ZM58 36H60L59 34H58ZM65 36H67V35H65ZM70 36V35H69ZM156 36V35H155ZM170 36V35H169ZM182 36V35H181ZM224 36V35H223ZM96 37V36H95ZM97 37H98V35H97ZM102 37H104V36H102ZM158 37V36H157ZM173 37H174V35H173ZM203 37V36H202ZM221 37V36H220ZM251 37H249L250 38V41L249 42H252L251 40ZM17 38V37H16ZM70 38V37H69ZM105 38V37H104ZM104 38H102V39H104ZM166 38V37H165ZM222 38V37H221ZM244 38V37H243ZM35 39H36V41H35ZM42 39H45V37L44 38H42L41 37V40ZM51 39V40H52ZM56 39V38H55ZM98 39V38H97ZM175 39V38H174ZM206 39V38H205ZM40 40V39H39ZM40 40V41H41ZM50 40V39H49ZM50 40V41H51ZM57 40H58V38H57ZM66 40H69L68 38L66 39ZM84 40V39H83ZM117 40H119V41H117ZM221 40V39H220ZM249 40V39H248ZM16 41H17V39H16ZM45 41H48V38H47V40L45 39ZM45 41L43 42H38V43H41V45L42 44H44L45 43ZM52 41H54V39L52 40ZM98 41V40H97ZM102 41V40H101ZM104 42H106V40L104 39L103 40ZM113 41V40H112ZM114 41H113V43H114ZM121 41V42H120ZM155 41V40H154ZM177 41V40H176ZM183 41V40H182ZM204 41V40H203ZM224 42V40L222 39L221 40V42ZM239 41V40H238ZM35 42V43H34ZM56 42V41H55ZM54 42V43H55ZM60 42V41H59ZM64 42V41H63ZM67 42V41H66ZM66 42H64V44H63V46L65 47V43ZM241 42H242V39H241ZM245 44H247L248 43V41H243ZM57 43V42H56ZM98 43V42H97ZM103 43V42H102ZM108 43V42H107ZM107 43L105 44V46H104V44H103V46L104 47H106V45H107ZM110 43H112L111 41H110ZM110 43H108L109 45H110V47H111V45L112 44H110ZM143 43V44H142ZM154 43V42H153ZM152 43V44H153ZM176 43V42H175ZM174 43V44H175ZM184 43V42H183ZM186 43H188V42H186ZM206 43V42H205ZM224 43H226V41L224 42ZM260 43V44H259ZM34 44H35V46H34ZM46 45H48L47 43H45ZM49 44H51V43H49ZM60 44V43H59ZM151 44V42H150V45L151 46H153ZM160 44V43H159ZM245 44H241L242 46L244 45L245 46ZM251 45L253 44V42L252 43H250ZM177 45V44H176ZM179 45V44H178ZM224 47H225V44H222ZM6 46V45H5ZM4 46V47H5ZM54 46V45H53ZM57 46V45H56ZM66 46V47H67ZM108 46V45H107ZM143 46V47H142ZM149 47V48H153V50H154V46L153 47ZM184 46V45H183ZM227 46V45H226ZM248 46V45H247ZM254 46H256L255 44H254ZM254 46H253V50H255V48H254ZM258 46V47H259ZM1 47H3V45L1 46ZM7 47V46H6ZM36 47H37V49H36ZM58 47H59V45H58ZM65 47V48H66ZM103 47V48H104ZM182 47V46H181ZM224 47H222L221 46V48H224ZM250 47H252V46H250ZM8 48V47H7ZM7 48H6V50H7ZM39 48V49H38ZM227 48V47H226ZM239 48V47H238ZM3 49V48H2ZM15 49V48H14ZM16 49V50H17ZM67 49H68V47H67ZM106 50L105 51H108L107 50V47L105 48ZM173 49V48H172ZM176 49V48H175ZM0 50H1V48H0ZM17 50V51H18ZM38 50V51H37ZM104 50V49H103ZM148 50H150V51H152L151 49H148V47L146 48V51H148ZM157 52H156V51ZM155 50L153 51V52H155V54H157L158 52H160V53H158L157 55H154L153 54V52H151L152 53V55L153 56H157L156 58H153V59H156V65L157 66H160V67H163V68H169V70H173L172 69V67H173V65H170V64H172L170 61H168V59H166L165 57H163L162 55H163V53L162 52H164L163 50H160L159 49V51H158V48H157V46H155ZM179 50V49H178ZM211 50V49H210ZM216 50V49H215ZM225 50H227V49H225ZM239 50V49H238ZM2 51V50H1ZM8 51V50H7ZM96 51V50H95ZM98 51V50H97ZM110 51V50H109ZM162 51V52H161ZM212 52L210 53V54H212V56H213V50H211ZM222 51V50H221ZM6 52V51H5ZM5 52H3V53H5ZM133 52H134V50H133ZM149 52V51H148ZM227 52V51H226ZM240 52H242V51H240ZM255 52V51H254ZM8 53V52H7ZM107 54V52H104V56ZM113 53H115L114 51H113ZM113 53H112V56H113ZM117 53V52H116ZM136 53V52H135ZM134 53V54H135ZM137 53H139V52H137ZM142 53V52H141ZM209 53V52H208ZM224 53V52H223ZM243 53V52H242ZM16 54H18V53H16ZM26 54V53H25ZM92 54V53H91ZM99 54V53H98ZM129 54H130V52H129ZM128 54V55H129ZM133 54V55H134ZM149 54H150V52H149ZM160 54V55H159ZM209 54V55H210ZM244 54V53H243ZM257 54V53H256ZM44 55V56H43ZM48 56L50 59L49 60H51L52 61V63H54L55 64V66H54V64H53V66H52V64H51V66L52 67H50V66H46L45 64V67H48V69L49 70H46V68H45V70L44 71H41L42 70V63H41V59L40 58H43V57H45V56ZM67 55V54H66ZM127 55V54H126ZM215 55V54H214ZM245 55V54H244ZM17 56V55H16ZM18 56H21V54L19 55L18 54ZM43 56V57H42ZM108 57V59H109V62H107L108 61V59L107 58H105V59H107V64L109 65L110 64V60H111V54L109 55H107ZM111 56V57H110ZM167 56V55H166ZM175 56V55H174ZM219 56V55H218ZM100 57V56H99ZM106 57V56H105ZM116 57V56H115ZM133 57V56H132ZM131 57V58H132ZM140 57H141V55H140ZM137 57V58H139V60L141 59V58H143V57ZM229 57H231V56H229ZM234 57V56H233ZM16 58H18V57H16ZM46 58V57H45ZM71 58V59H70ZM173 58V57H172ZM172 58H171V61H173V64H176L177 63V57L175 58V61H174V58H173V60H172ZM243 58V57H242ZM248 58V57H247ZM1 59V58H0ZM3 59V58H2ZM19 59H20V57H19ZM24 59V58H23ZM26 59H27V57H26ZM48 59V58H47ZM98 59V58H97ZM114 59V58H113ZM192 59V58H191ZM220 59V58H219ZM236 60H238L237 58H235ZM4 61L6 60V59H3ZM2 60V61H3ZM21 60V59H20ZM19 60V61H20ZM49 60L47 61L48 63H49ZM67 60H69V62L70 61H72L74 64L71 66V67H67V65H66V63L68 62ZM139 60H138V62H139ZM142 60V59H141ZM209 60V59H208ZM215 60V59H214ZM236 60H235V62H236ZM244 60V59H243ZM248 60L249 59H247V63H248ZM251 61H252V59H250ZM3 61V62H4ZM16 61V60H15ZM45 61V60H44ZM46 61H45V63H46ZM50 61V62H51ZM98 61V60H97ZM120 61V62H119ZM204 61V60H203ZM250 61V62H251ZM1 62V61H0ZM2 62V63H3ZM153 62H155V61H153ZM214 62V61H213ZM6 63V62H5ZM44 63V62H43ZM71 63V62H70ZM96 63V62H95ZM99 63V62H98ZM98 63H96V64H98ZM115 63V62H114ZM179 63V62H178ZM177 63V64H178ZM237 64L239 63V64H241L240 62H236ZM69 64V63H68ZM186 64H187V62H186ZM206 64V63H205ZM222 64V63H221ZM220 64V65H221ZM253 64V63H252ZM4 65V64H3ZM43 65V66H44ZM108 65H106V66H108ZM139 65V66H138ZM214 65V64H213ZM226 65V66H225ZM243 66V68H247V66L246 67H244L245 65L244 64H242ZM256 65V68H258V66H257V63L255 64ZM255 65H254V69H256L255 68ZM260 65V64H259ZM1 66H2V64H1ZM17 66H19V65H17ZM95 66H97V65H95ZM100 66V65H99ZM111 66V65H110ZM113 66H115V65H113ZM141 66H143V65H141ZM177 66V65H176ZM187 66V65H186ZM189 66V65H188ZM191 66V65H190ZM189 66V67H190ZM214 66H217V65H214ZM222 67H227V64H225V62L223 63V65H221ZM237 66V65H236ZM138 67H140V69L141 70H139V69H137ZM143 67H145V66H143ZM170 67H171V69H170ZM184 67H185V65H184ZM218 67H220V66H218ZM217 67V68H218ZM224 67V68H225ZM237 67H239V66H237ZM241 67V65H240V68H242ZM262 67V66H261ZM260 67V68H261ZM1 68V67H0ZM18 68H20V67H18ZM18 68H17V70H18ZM98 68H99V70H101V71H99L98 70ZM115 68V69H116ZM162 68V69H163ZM223 68V69H224ZM145 69V68H144ZM178 69V68H177ZM213 69V68H212ZM226 69V68H225ZM229 69H231V67L229 68ZM236 69V68H235ZM248 70L250 69L249 67L247 68ZM254 69H252V71L254 70ZM6 70V69H5ZM20 70V69H19ZM19 70H18V72H19ZM25 70V69H24ZM23 70V71H24ZM105 70V69H104ZM147 70H149V69H146V71ZM183 70V69H182ZM190 70V69H189ZM227 70H228V68H227ZM237 70H238V68H237ZM244 70V69H243ZM257 70V69H256ZM137 71V72H136ZM146 71H143V75H141V76H144V74H145V72ZM162 71H164V70H162ZM167 71H168V69H167ZM184 71V70H183ZM199 71V70H198ZM215 71V70H214ZM221 71V70H220ZM255 71V70H254ZM258 71H259V69L257 70V71H255L254 73H257L258 74V77H260L262 74V81H261V78L259 79V85H260V83L261 84H263L264 85V67H262V70H260V71H262V74L260 73V75H259V73H258ZM96 72H98L97 74H96ZM148 72V71H147ZM149 72H150V75L152 74V72H151V70H149ZM159 72V71H158ZM165 72V71H164ZM172 72L173 71H171V74H172ZM174 72H178L177 70L175 71V69H174ZM185 72H187V70L185 71ZM224 72V71H223ZM15 73H16V71H15ZM179 73V72H178ZM177 73V74H178ZM184 73V72H183ZM214 73H216V72H214ZM218 73V72H217ZM221 73V72H220ZM225 73V72H224ZM242 73V72H241ZM18 74V73H17ZM16 74V75H17ZM148 74V73H147ZM180 74L182 75V73L180 72ZM179 74V75H180ZM194 74V73H193ZM234 74H235V72H234ZM4 75H5V77H4ZM12 75V74H11ZM20 75H22V74H20ZM149 75V74H148ZM180 75V76H181ZM185 75V74H184ZM183 75V76H184ZM192 75V74H191ZM221 75V74H220ZM225 75H229V74H225ZM152 76V75H151ZM165 76V75H164ZM169 76H170V74H169ZM194 76V75H193ZM85 77H88L87 79L85 78ZM185 77V76H184ZM183 77V78H184ZM194 77H196V76H194ZM222 77V76H221ZM231 77V76H230ZM14 78V77H13ZM21 78H24V77H21ZM26 78V77H25ZM46 78V77H45ZM149 78H151V77H149ZM155 78V77H154ZM185 78H189V76H187V77H185ZM197 78V77H196ZM16 79V78H15ZM81 79H86V83H83L82 82V80ZM101 79H103V78H101ZM108 79V81H109V78H107ZM143 79V78H142ZM155 79H157V78H155ZM190 79L191 78H189L186 82H188V81H190ZM193 79V78H192ZM224 79V78H223ZM154 80V79H153ZM163 80V79H162ZM162 80H161V82H162ZM215 80H216V78H215ZM226 80V79H225ZM236 80V79H235ZM251 80V79H250ZM13 81V80H12ZM15 81V80H14ZM25 81V80H24ZM44 81H46V80H44ZM48 81H46V82H48ZM158 82H159V80H157ZM166 81H168V80H166ZM170 81V80H169ZM184 81V80H183ZM182 81V82H183ZM243 81V80H242ZM245 81V80H244ZM164 82V81H163ZM192 82V81H191ZM194 82V81H193ZM251 82V81H250ZM263 82V83H262ZM14 83V82H13ZM18 83V82H17ZM104 83V82H103ZM114 83V82H113ZM144 83V82H143ZM169 83V82H168ZM245 83V82H244ZM40 84V85H41ZM105 84V83H104ZM115 84V83H114ZM173 84V83H172ZM182 84V83H181ZM183 84H186V83H183ZM194 84H196V82L194 83ZM193 84V85H194ZM257 84V83H256ZM255 84V85H256ZM20 85V84H19ZM23 85V84H22ZM106 85V84H105ZM104 85V86H105ZM156 85V84H155ZM231 85V84H230ZM239 85V84H238ZM102 86H103V84H102ZM101 86V87H102ZM103 86V87H104ZM110 86H112L111 84H110ZM168 86V85H167ZM174 86V85H173ZM235 86V85H234ZM262 86V85H261ZM21 87V86H20ZM43 86H41V88H42ZM58 87L60 88V89H65V91H66V93H67V96H66V94L65 95H62V96H65L64 98H61L62 96H61V92H59V90H58ZM125 87V86H124ZM143 88V90H140V88ZM146 87H147V90H145L146 89ZM158 87V86H157ZM161 87V86H160ZM160 87H158V88H160ZM197 87V86H196ZM201 87V86H200ZM248 87V86H247ZM249 87H251V86H249ZM259 86H255L254 88L252 87L251 88V90L253 89H255V88H257V89H259L258 88ZM22 88V87H21ZM106 88V87H105ZM108 88V87H107ZM115 88H118V87H116L115 86ZM162 88V87H161ZM171 88V87H170ZM174 88V87H173ZM186 88V87H185ZM236 88H237V86H236ZM13 89V88H12ZM45 89H47V86H46V88ZM151 89V90H150ZM168 89V88H167ZM197 89H199V88H197ZM41 90V89H40ZM42 90H43V88H42ZM107 89H105V91H106ZM117 90V89H116ZM159 90H161V89H159ZM162 90H164V89H162ZM161 90V91H162ZM176 90V89H175ZM219 90H222V89H220L219 88ZM256 90V89H255ZM261 90V89H260ZM58 91V92H57ZM64 91V92H65ZM108 91V90H107ZM113 91H114V89H113ZM112 91V92H113ZM126 91V90H125ZM145 91H147L146 92V94L147 95H145L144 93H145ZM151 92L150 93V97L148 96L149 95V92ZM160 91V92H161ZM165 91V90H164ZM168 91V90H167ZM186 91V90H185ZM44 92V91H43ZM137 92V93H136ZM140 92V93H139ZM141 92H143L142 93V95H141ZM166 92V91H165ZM165 92H163L162 91V93L164 94ZM188 92V90L186 91V93ZM222 92V91H221ZM224 92V91H223ZM238 92V91H237ZM14 93H16V92H14ZM18 94H19V92H17ZM40 93V92H39ZM125 93V92H124ZM129 93V94H130ZM162 93H160V94H162ZM189 93V92H188ZM191 93H192V91H191ZM196 93H198L197 92V90H196ZM200 93V92H199ZM42 94V93H41ZM128 94V95H129ZM133 94V95H134ZM162 94V95H163ZM173 94H175V93H173ZM179 94L180 93H178V97H179ZM184 94V93H183ZM201 94V93H200ZM254 95H255V93H253ZM262 94V93H261ZM35 95V96H34ZM114 95V94H113ZM156 94H154V96H155ZM224 95V94H223ZM227 95H228V93H227ZM242 95H245V94H242ZM41 96V95H40ZM42 96V97H43ZM107 96V95H106ZM121 96H123V94L121 95ZM164 96H166V95H164ZM176 96V95H175ZM175 96H173V97H175ZM184 96V95H183ZM193 96H194V94H193ZM219 96V95H218ZM229 97H231L230 95H228ZM234 96V95H233ZM240 96V95H239ZM246 96V95H245ZM257 96H259L258 94H257ZM261 96V95H260ZM13 97V99H11ZM34 97V98H33ZM111 97H113V96H110V98ZM164 99H163V98ZM172 97V98H173ZM178 97H176L177 99H179ZM186 97V96H185ZM213 97V96H212ZM211 97V98H212ZM225 97V96H224ZM236 97V96H235ZM262 97V96H261ZM108 98V97H107ZM115 98V97H114ZM126 98V97H125ZM169 98V97H168ZM175 98V99H176ZM233 97H231V99H232ZM11 99V100H10ZM123 99V98H122ZM121 98L119 99V100H122ZM131 99V98H130ZM129 99V100H130ZM176 99V100H177ZM197 99L198 98H196V101H197ZM206 99V98H205ZM209 99V98H208ZM226 99H227V97H226ZM244 99H245V97H244ZM36 100H37V98H36ZM111 100V101H110ZM109 101L112 103L113 101H112V99H110ZM117 100V99H116ZM116 100L114 101V102H116ZM125 99H123V101H124ZM187 100V99H186ZM233 100V99H232ZM231 100V101H232ZM243 100V99H242ZM247 100V99H246ZM104 101H105V103H104ZM178 101H180V100H178ZM182 101V100H181ZM188 101H190V100H188ZM244 102H245V100H243ZM251 101V100H250ZM108 102V101H107ZM132 102V101H131ZM169 102H170V100H169ZM173 102V101H172ZM186 102V101H185ZM194 102V101H193ZM204 102V101H203ZM208 102V101H207ZM211 102V101H210ZM241 102V101H240ZM244 102H242V103H244ZM38 103V102H37ZM49 103V104H48ZM53 103V104H52ZM118 103H119V101H118ZM171 103V102H170ZM169 103V104H170ZM175 103V102H174ZM178 103V102H177ZM177 103H176V106L175 107H177ZM184 103V102H183ZM183 103H181L182 105V107H183V105L185 104H183ZM201 103V102H200ZM241 103V104H242ZM252 103V102H251ZM10 104H11V102H10ZM13 104V103H12ZM11 104V105H12ZM13 104V105H14ZM35 104V103H34ZM42 104H45V103H42ZM125 104H126V102H125ZM166 104V105H165ZM204 104V103H203ZM229 104H230V101H229ZM256 104V103H255ZM31 105V104H30ZM35 105H37V104H35ZM34 105V106H35ZM107 105H108V103H107ZM119 105V104H118ZM186 105V104H185ZM200 105V104H199ZM240 105V104H239ZM238 105V106H239ZM243 105V104H242ZM244 105H246V104H244ZM254 105V104H253ZM258 105L260 106V103H258ZM7 106V105H6ZM10 105L8 104V107H9ZM32 106V105H31ZM65 106H70V108L68 107L67 109H69V112H70V114L72 113L73 115H77V117L76 116H74V117H71L72 119L74 118V120H73V122H74V124H72L73 122H71L72 121V119L70 118V117H68V118H70L71 120H69V122L67 121V119L68 118H66L68 115H67V113H69V112H67L66 110H65ZM71 106H72V108H71ZM127 106H129L128 104H127ZM126 105H125V109H126V107H127ZM169 106V105H168ZM167 106V107H168ZM180 106V105H179ZM206 106V105H205ZM238 106H237V108H238ZM257 106V105H256ZM65 107V108H64ZM109 108L108 109H110L111 107L110 106H108ZM112 107H113V105H112ZM187 106H185V108H186ZM235 106H233V110L236 108H234ZM247 107H248V105H247ZM251 107V106H250ZM252 107H254V106H252ZM4 108H6V107H4ZM115 108L116 107H114V110H115ZM180 109H181V107H179ZM184 108V107H183ZM207 108V107H206ZM232 108V107H231ZM263 109V107H260L259 109L260 110H262ZM7 109V108H6ZM9 109V108H8ZM32 109V108H31ZM34 109V108H33ZM40 109V110H39ZM72 109V110H71ZM112 109V108H111ZM110 109V110H111ZM123 109V108H122ZM171 109V108H170ZM172 109H174V108H172ZM178 109V108H177ZM199 109V108H198ZM240 109V108H239ZM243 109V108H242ZM252 109V108H251ZM85 111L84 113L82 112V111ZM128 110V113L129 114H131L132 115V113H131V111H129L130 110V108H128L127 109ZM182 110V109H181ZM184 110V109H183ZM189 110V109H188ZM200 110V109H199ZM201 110H202V108H201ZM205 110V109H204ZM209 110H211L210 108L208 109V112H210ZM236 110V109H235ZM246 110V109H245ZM250 110V109H249ZM264 110V109H263ZM5 109L2 111L1 109H0V120H2L3 122H4V124L3 125H0V154L4 157L3 158V160H2V156L0 157V168L2 167V165L4 164V167H5V164L8 166H10V169H9V171H8V173H7V171H6V175H0V190H2L1 191V193L3 192V199H2V197L0 198V215L1 214H4V211L6 210V214H9V215H4V218H6L5 220H4V218L2 217V215L0 216V217H2L3 218V220L2 221H7L8 223H9V220L11 219V218H9V217H14L13 219H12V221H11V223L10 224H8V223H5V222H2L1 221V219H0V228H2V226H3V224L4 225H8L9 227H10V229H12V226H10L11 224L13 225V223H14V221L16 222V223H18V225L16 224L15 226H14V229H13V231H11L10 233H14V231H15V229H18V228H15V227H17V226H20V227H22V229H23V227H24V229L22 230L24 233H25V229L27 230V228H29L30 229V232H32V234H30V232H29V234L28 235H30V236H27L29 239H30V237H33L32 235H34L35 236V238L37 239H40V240H34L33 241V244L30 242H28L29 244H30V246L31 245H34V242L36 241V243L39 241V244H36L35 243V245L34 246H36V245H38V247H36L37 249L39 248L40 249V251H45L46 249V254H42L43 256L45 255H47L49 252H51V251H49V250H51V248H53L54 249V246H55V251H56V244H58V243H61L60 245H64V243H63V241H61V239H64V238H60V235H63V237L65 236V234H63V232L62 231H65V230H62L61 231V228L59 229V227H61V226H58L57 227V224H56V227H57V229L54 231V233H52L51 231H49V232H51L52 234H55V235H50V234H48V235H50V238L52 239V240H54V238H55V240L57 239V236H59V238L60 239H57V240H60L61 242H58L57 243V241H56V244H55V241L53 242L47 235H46V232H47V229L49 228V227H47L48 226V224H43V225H45L44 227H43V230L41 229L42 227V225L40 226L39 224L41 223H39V224H37V226H40L41 228H39V227H36V223H38V222H36L35 220H38V218H40V217H42V218H44V216H45V218L43 219V220H45V221H47L46 223H48V220H51L50 218H51V212H47V211H44V209L42 208V211H40L39 213H38V211H39V208H38V211H37V213H38V216H36L35 215V213L36 212H34V214L33 215H35L34 217L36 218V219H34V217H33V220H34V222H36V223H34L31 219H24V217L23 216H21V214L18 216V215H16V210H18L21 206H26V207H24V209H27L28 207H27V205H22V203L20 202V200L22 201V197L20 198V196H22L24 193H26L27 192V194L29 195V197L31 196H33L32 195V192H34V191H31V193L30 192H28L27 190H29L30 191V189H32V188H35L36 186H37V188H36V190L38 189H40V188H38V187H40V186H38V185H43V184H45V182H47L48 183V181H46V179H47V176H46V174L45 173H40V172H38V170L36 169V167H38V166H36V165H34V164H32V162H30V160L28 161H26L21 155H20V153L18 152V151H16L17 149H16V144H15V142L17 141H15V139L13 138V136L10 134L11 132H10V127H9V123H10V120H11V118H10V110H6L5 112ZM14 111V110H13ZM28 111V110H27ZM31 111V110H30ZM45 111V110H44ZM71 111H73V112H71ZM116 111V110H115ZM119 111H121V109L119 110ZM118 111V112H119ZM169 111V110H168ZM194 111H195V108H194ZM193 111V112H194ZM206 111H207V109H206ZM205 111V112H206ZM255 111H257V110H255ZM17 112V113H18ZM22 112V111H21ZM113 112V111H112ZM122 112H123V110H122ZM120 113V114H122V117L124 118V116L126 115H124L123 113ZM125 112V111H124ZM127 112V111H126ZM182 112V111H181ZM184 112V111H183ZM187 112V111H186ZM239 112H240V110H239ZM20 113V112H19ZM114 113V112H113ZM127 113V114H128ZM199 113V112H198ZM203 113V112H202ZM234 113H235V111H234ZM242 113H243V110H242ZM259 113V112H258ZM15 114V113H14ZM25 113L24 112H22V115H24ZM27 114V113H26ZM69 114V115H70ZM72 114H71V116H72ZM118 113H116V115H117ZM192 114V113H191ZM199 114H201V113H199ZM205 114V113H204ZM207 114V113H206ZM255 114V113H254ZM260 114V113H259ZM262 114H263V112H262ZM18 115V114H17ZM42 115V116H41ZM195 115H196V113H195ZM233 115V114H232ZM235 115H236V113H235ZM249 116H250V114H248ZM13 116V115H12ZM20 116V115H19ZM119 116V115H118ZM129 116V115H128ZM127 116V117H128ZM162 116L163 117H165V113H164V115L162 114ZM248 116V117H249ZM22 117V116H21ZM111 117H112V115H111ZM116 117V116H115ZM130 117H132V116H130ZM146 117V118H145ZM162 117V118H163ZM173 117V116H172ZM175 117V116H174ZM181 117V116H180ZM179 117V118H180ZM204 117V116H203ZM219 117V116H218ZM235 117H237V115L235 116ZM252 117H254V116H251V118ZM24 118V117H23ZM48 118V119H47ZM113 118V117H112ZM129 118V117H128ZM135 118V119H134ZM144 118V119H143ZM166 118V117H165ZM177 118V117H176ZM198 118V117H197ZM250 118V119H251ZM264 117L262 116L261 117V121L262 120H264L263 119ZM10 119V120H9ZM13 119V118H12ZM18 119H19V117H18ZM17 119V120H18ZM21 119V118H20ZM24 119H26V118H24ZM116 119H117V117H116ZM119 120L121 119V118H118ZM127 118L125 117V119L124 120H126ZM142 119H143V122H142ZM182 118H180V120H181ZM206 119V118H205ZM216 119V118H215ZM232 119V118H231ZM243 119H245V118H243ZM256 119H258V118H256ZM255 119V120H256ZM9 120V121H8ZM16 120V119H15ZM28 120H30V119H28ZM163 120V119H162ZM176 120V119H175ZM208 120V119H207ZM217 120V119H216ZM221 120V119H220ZM219 120V121H220ZM254 120V119H253ZM32 121V119L30 120V122ZM45 121H47V122H45ZM115 121V120H114ZM121 121V120H120ZM119 121V122H120ZM123 121V120H122ZM71 122V123H70ZM135 122H137V121H135ZM241 122V121H240ZM244 122H246V120L244 121ZM244 122H242V123H244ZM148 123V122H147ZM181 123V122H180ZM206 123V122H205ZM0 124H2V123H0ZM30 124V123H29ZM70 124V127L68 126ZM115 124H116V122H115ZM124 124V123H123ZM127 124L128 123H126V126H127ZM138 124V123H137ZM189 124V123H188ZM229 124V123H228ZM241 124V123H240ZM255 124V123H254ZM263 124H264V122H263ZM13 125V124H12ZM19 125H21V124H19ZM23 125V124H22ZM74 125V126H73ZM144 125V126H143ZM182 125V124H181ZM243 126H244V124H242ZM71 126H73V127H71ZM190 126V125H189ZM197 126V125H196ZM238 126H240V125H238ZM247 126H248V124H247ZM19 127V126H18ZM136 127V126H135ZM137 127L135 128V130L137 129ZM182 127V126H181ZM184 127V126H183ZM234 127V126H233ZM235 127H236V124H235ZM234 127V128H235ZM255 127V126H254ZM34 128V127H33ZM105 128V129H106ZM123 128H125V124H124V126H123ZM123 128H119V129H122L123 131H120V132H117V131H114V130H111L110 131V129H109V131L110 132H112L113 133V137H115V141L116 142H120V146H121V144H122V147L124 146V143H125V140H124V136H123V134H124V132H125V130H127V129H129V126H128V128L126 127V129L124 130ZM171 128V127H170ZM186 128V127H185ZM196 128V127H195ZM243 128H245V127H243ZM247 128V127H246ZM261 128V127H260ZM15 129V128H14ZM25 129V128H24ZM104 129V130H105ZM114 129H117V128H114ZM167 129V128H166ZM205 129V128H204ZM210 129V128H209ZM230 129H231V127H230ZM238 129H240L239 127H238ZM259 129V128H258ZM26 130V129H25ZM185 130V129H184ZM196 130V129H195ZM246 130H248V129H246ZM263 130V129H262ZM26 131H28V129L26 130ZM128 131V130H127ZM204 131V130H203ZM221 131V130H220ZM242 131V130H241ZM249 131V130H248ZM252 131V130H251ZM260 131H261V129H260ZM259 130H258V132H260ZM264 131V130H263ZM123 132V133H122ZM165 132H166V130H165ZM198 132V131H197ZM196 132V133H197ZM205 132V131H204ZM213 132V131H212ZM237 132V131H236ZM238 132H240V131H238ZM237 132V133H238ZM14 133V132H13ZM100 134H102L103 135V133H101V132H99ZM99 133L98 134H96V135H99ZM127 133H129V132H127ZM127 133H125V134H127ZM167 133H168V130H167ZM170 133V132H169ZM178 133V132H177ZM180 133V132H179ZM15 134H16V132H15ZM14 134V135H15ZM241 134V133H240ZM257 134V133H256ZM18 135V134H17ZM27 135H28V133H27ZM27 135H25V136H27ZM34 135V134H33ZM36 135V134H35ZM40 135V136H39ZM39 135H37V136H39V137H41V134H39ZM95 135V136H96ZM102 135H99L100 137H103ZM173 135V136H174ZM187 135H190V134H187ZM200 135V134H199ZM16 136V135H15ZM22 136L24 137V135H23V132H22ZM31 136V135H30ZM36 136V137H37ZM99 136H98V138H99ZM128 136H130V135H128ZM166 136V137H165ZM241 136V135H240ZM260 136V135H259ZM20 137V136H19ZM126 137V136H125ZM164 137V138H163ZM217 137V136H216ZM236 137V136H235ZM32 138H35V136L34 137H32ZM42 138V139H43ZM98 138H94L95 140H98ZM130 138V137H129ZM262 138V137H261ZM22 139V138H21ZM104 139V138H103ZM130 139V140H131ZM198 139V138H197ZM197 139H195V141H196V145H197V143L198 142H200L199 140H198V142H197ZM214 139V138H213ZM257 139V138H256ZM24 140V139H23ZM27 140V139H26ZM36 140V139H35ZM41 140V139H40ZM94 140V142H97V141H95ZM106 140V139H105ZM105 140H101V141H103L102 143H101V141H100V143L101 144H99L98 146H100V145H102L104 142H107V141H105ZM215 140V139H214ZM239 140V139H238ZM15 141V142H14ZM39 141V140H38ZM127 141V140H126ZM129 141V140H128ZM18 142H19V138H18ZM26 142V141H25ZM24 142V143H25ZM44 142V141H43ZM91 142V143H90ZM151 142H149V144L151 143ZM152 142V143H153ZM202 142V141H201ZM201 142L200 143H198L199 145H197L198 147L200 146V144H201ZM241 142V141H240ZM264 142V141H263ZM33 143V142H32ZM31 143V144H32ZM89 143H90V145H89ZM98 143H99V141H98ZM204 143H206V142H204ZM18 144H20V142L18 143ZM97 144V143H96ZM108 144V143H107ZM106 144V145H107ZM129 144H130V142H129ZM238 144V143H237ZM28 145V144H27ZM50 145V146H51ZM57 145V146H56ZM116 145V144H115ZM114 145V146H115ZM127 145V144H126ZM153 145V144H152ZM202 145V144H201ZM215 145V144H214ZM239 145V144H238ZM26 146V145H25ZM117 146V145H116ZM119 146V147H120ZM154 146V145H153ZM157 146V145H156ZM157 146V147H158ZM196 146V147H197ZM204 146V145H203ZM203 146H200V148H202V149H198V152L199 153H197V154H199L200 156L203 154L202 152H201V150L204 152V150H206V149H208V148H206V149H204L203 150ZM225 146V145H224ZM228 146V145H227ZM262 146V145H261ZM28 147V146H27ZM39 147H41V146H39ZM53 147H51V148H53ZM60 147V148H59ZM101 147V146H100ZM105 147H107V146H104V149H105ZM126 147V146H125ZM126 147V148H127ZM138 147V149H136ZM140 147H142V146H140ZM197 147V148H198ZM213 147V146H212ZM211 147V148H212ZM221 147V146H220ZM223 147V146H222ZM229 147H230V145H229ZM234 147V146H233ZM30 148V147H29ZM32 148V147H31ZM36 148H38V147H36ZM53 148V149H54ZM101 148H103V147H101ZM108 148V147H107ZM116 148H118V147H116ZM144 148V147H143ZM197 148H195V149H197ZM214 148V147H213ZM236 148V147H235ZM242 148V147H241ZM42 149H43V147H42ZM45 149V148H44ZM109 149H111V147H109ZM118 149H120V148H118ZM129 149V148H128ZM209 149H210V147H209ZM33 150V149H32ZM35 150V149H34ZM33 150V151H34ZM113 151H114V149H112ZM223 150V149H222ZM255 150V149H254ZM259 150V149H258ZM41 151V150H40ZM44 151H46V149L44 150ZM105 151V150H104ZM149 151V150H148ZM157 151V150H156ZM207 151V150H206ZM232 151V150H231ZM234 151V150H233ZM101 152V151H100ZM141 152V151H140ZM186 152V154L184 153V155H187V151H185ZM237 152V151H236ZM32 153V152H31ZM37 153H38V151H37ZM42 153H44V152H42ZM48 152H46V154H47ZM113 153H115V155L118 153H116V152H113ZM136 153V154H135ZM211 152H209V154H210ZM232 153V152H231ZM122 154V153H121ZM146 154V153H145ZM189 154V153H188ZM215 154V153H214ZM262 154V153H261ZM40 155V154H39ZM38 155V156H39ZM47 155H49V154H47ZM54 155V154H53ZM52 155V156H53ZM203 155H207V152H204V154ZM233 155V154H232ZM6 156V157H5ZM27 156V155H26ZM34 156V155H33ZM46 156V155H45ZM54 156H56V154L54 155ZM53 156V157H54ZM58 157H59V155H57ZM114 156V157H113ZM124 156V155H123ZM129 156H130V160H129ZM132 156V157H131ZM164 156V157H163ZM204 156V157H205ZM44 157V156H43ZM51 158V156H48V157H46V158ZM63 157V156H62ZM117 157H120V155L119 156H117ZM188 157H190V155H188ZM208 158H207V160H209V161H211L210 159L211 158H213V156L210 158V155H208L207 156ZM41 158V157H40ZM39 158V159H40ZM45 157H44V159H46ZM122 158V159H123ZM138 158H139V156H138ZM151 158V157H150ZM192 157H190V159H191ZM232 158V157H231ZM260 158V157H259ZM264 158V157H263ZM6 159V160H5ZM43 158H42V160L41 161H44V163H45V160H44ZM59 159H61V158H59ZM58 159V160H59ZM116 159V160H115ZM141 159V156H140V158L138 159V160H140ZM177 159V160H178ZM193 159V158H192ZM2 160V161H1ZM48 160H50V159H48ZM54 160H55V158H54ZM153 160V159H152ZM189 160V159H188ZM213 160V159H212ZM215 160H216V158H215ZM263 160V159H262ZM9 161V162H8ZM52 161V160H51ZM60 161H62V159L60 160ZM172 161V160H171ZM169 162V164L171 163V165H172V163H173V165L172 166H174V165H176V164H174V162ZM183 160H180V162H182ZM194 160H192V162H193ZM201 161H203V160H201ZM217 161V160H216ZM259 161V160H258ZM4 162V163H3ZM35 162V161H34ZM38 162V161H37ZM47 162V161H46ZM49 162V161H48ZM53 162V161H52ZM124 162V163H123ZM132 162V163H131ZM156 162V161H155ZM167 162V163H168ZM179 162V163H180ZM185 162H187V161H185ZM189 162H191V161H189ZM199 162V161H198ZM61 163V162H60ZM122 163H123V165H122ZM166 163V164H167ZM196 163H197V161H196ZM202 163V162H201ZM210 163V162H209ZM213 163V162H212ZM218 163V162H217ZM226 163V162H225ZM52 163H50V165H51ZM58 166H60L61 168H62V166H61V164L59 165L58 163H56ZM65 164V163H64ZM78 165V167H77V165ZM153 164H155L154 162H153ZM181 164V163H180ZM182 164H184L183 162H182ZM193 164V163H192ZM205 164V163H204ZM229 164H230V162H229ZM228 164V165H229ZM247 164V163H246ZM55 165V164H54ZM68 165V164H67ZM66 165V166H67ZM144 165V164H143ZM224 165V164H223ZM226 165V164H225ZM52 166V165H51ZM138 166V165H137ZM141 166H142V164H141ZM151 166V165H150ZM155 166H158V165H155ZM155 166L153 167V168H155ZM163 166V165H162ZM177 166V165H176ZM185 166H186V164L184 165V166H181V167H183V170L185 169ZM193 166H194V164H193ZM197 166V165H196ZM208 166H210L211 167V165H208ZM234 166H235V164H234ZM253 166V165H252ZM4 167H3V170H5L4 169ZM48 167H50V166H48ZM56 167V166H55ZM67 167H69V166H67ZM120 167V168H121ZM135 167V166H134ZM149 167V166H148ZM147 167V169H149L150 170V172H152L151 171V168L149 167L148 168ZM152 167V166H151ZM177 167H179V165L177 166ZM226 167V166H225ZM224 167V168H225ZM236 167V166H235ZM246 167V166H245ZM5 168H7V167H5ZM51 168H53V167H51ZM60 168V169H61ZM77 168H79V170H76ZM137 168V167H136ZM139 168V167H138ZM142 168H143V166H142ZM144 168H145V166H144ZM159 168V167H158ZM166 168V167H165ZM175 168V170H174V172H178L179 173V170H181V168H178V170L176 169V167H174ZM212 168V167H211ZM230 168V167H229ZM252 168H254V167H252ZM156 169V168H155ZM161 169V168H160ZM201 169V168H200ZM203 169V168H202ZM2 170V169H1ZM8 170V169H7ZM55 170V169H54ZM56 170H58V169H56ZM62 170H64V166H63V169ZM67 170H69V168H67ZM91 170V171H90ZM92 170H95L96 172H97V179L94 181V182H92V180H88L87 179V181L85 180V176H87L88 174H90V172L92 173ZM135 170V169H134ZM144 170V169H143ZM148 170V171H149ZM158 169H156V171H157ZM170 170V169H169ZM169 170H167V171H169ZM173 170V169H172ZM215 170H217V169H215ZM239 170H241V169H239ZM245 170V169H244ZM253 170V169H252ZM262 170V169H261ZM40 171L42 172L43 170H41L40 169ZM61 171V170H60ZM60 171H58V172H60ZM70 171V170H69ZM72 171H74V170H72ZM95 171H93V172H95ZM118 171V172H117ZM137 171V170H136ZM161 171H162V169H161ZM200 171V170H199ZM254 171V170H253ZM257 171V170H256ZM56 171H54V173H55ZM57 172V173H58ZM66 172V171H65ZM78 172H79V174H78ZM89 172V173H88ZM154 172V171H153ZM152 172V173H153ZM184 172H186V170H184ZM259 172V171H258ZM3 173H4V171H3ZM136 173V172H135ZM141 173H142V171H141ZM145 173V172H144ZM162 173V172H161ZM181 173H183L182 171H181ZM196 173H198V171L196 172L195 171V174ZM62 174V173H61ZM64 174H66V173H64ZM63 174V175H64ZM70 174V173H69ZM72 174V173H71ZM70 174V175H71ZM164 174V173H163ZM187 174V173H186ZM186 174L184 175V178L185 177H189V175L188 176H186ZM227 174V173H226ZM260 174V173H259ZM55 175H56V173H55ZM54 175V176H55ZM60 175V174H59ZM58 175V176H59ZM62 175V176H63ZM129 175V176H128ZM147 175H148V173H147ZM160 175V174H159ZM158 175V176H159ZM165 175V174H164ZM174 175V174H173ZM179 175H181V174H179ZM183 175V174H182ZM182 175H181V178H182ZM198 175L199 176H201V174H196L195 176H190V180L188 181V183L189 182H191V183H196V184H187V183H185V184H182V183H184L183 181H187V180H184V178L180 181V176H177L178 177V182L181 184H179L180 186V188H178V189H181L180 191H182L183 193H185V191H187V192H189L190 190H193L194 191V187H196L195 185H197V181L201 178V180L202 179H204V181L206 180L203 176V178L202 177H198ZM220 175V174H219ZM125 176V177H124ZM126 176H128L129 178H128V181H126ZM144 176V175H143ZM156 176V173H155V175H154V177ZM223 176V175H222ZM64 177H68V175L67 176H64ZM260 177H261V175H260ZM49 178H51V176L49 177ZM47 179V180H51V182H52V179ZM55 178V177H54ZM53 178V179H54ZM58 178V177H57ZM56 178V179H57ZM87 178H89V175H88V177ZM130 178L135 182H133L132 183V180H130ZM144 178V177H143ZM158 178V177H157ZM165 178V177H164ZM175 178V177H174ZM207 178H208V176H207ZM59 179H61L60 177H59ZM67 179V178H66ZM69 179V178H68ZM210 179V178H209ZM131 182H130V181ZM154 180H156V178H154ZM170 180V179H169ZM234 180V179H233ZM243 180V179H242ZM54 181V180H53ZM57 181V180H56ZM56 181H54L55 182V185L57 184L56 183ZM67 181V180H66ZM72 181V180H71ZM70 181V182H71ZM79 181H77L78 183H79ZM92 182V184H91V182ZM126 181V182H125ZM141 181H142V183L143 184H140L141 183ZM174 181V180H173ZM200 181V180H199ZM231 181V180H230ZM229 181V182H230ZM241 181V180H240ZM127 182H130V183H132V184H129V183H127ZM203 181H201V183H202ZM234 182V181H233ZM242 182V181H241ZM50 183V182H49ZM73 183V182H72ZM80 183H79V185H80ZM124 183H127V184H124ZM198 183H200V182H198ZM205 183H206V181H205ZM208 183H209V181H208ZM215 183V182H214ZM231 183V182H230ZM75 184H77V183H75ZM148 184H149V186H148ZM235 184H237V183H235ZM239 184H240V182H239ZM47 185V184H46ZM82 185H84V183H82ZM84 185V186H85ZM93 185V186H92ZM153 185V184H152ZM154 185H155V187L156 188H158L157 186H158V183H157V185H156V182L154 181ZM206 185V184H205ZM205 185H203V186H205ZM209 185H212L211 183L209 184ZM214 185V184H213ZM230 185V184H229ZM228 185V186H229ZM44 186V185H43ZM54 186V185H53ZM63 186V185H62ZM71 186V185H70ZM74 186V185H73ZM85 186V187H86ZM169 186H170V184H169ZM197 186H199V185H197ZM202 186V185H201ZM215 186V185H214ZM57 187V186H56ZM148 188V189H143V188ZM200 187V186H199ZM210 187H212V186H209L208 188L210 189ZM237 187V186H236ZM42 188V187H41ZM55 188V187H54ZM59 188V187H58ZM58 188H56V189H58ZM154 188V187H153ZM173 188V187H172ZM198 188V187H197ZM196 188V189H197ZM228 188V187H227ZM86 189V188H85ZM155 189V188H154ZM195 189V190H196ZM214 190V192H215V188H213ZM225 189V188H224ZM41 190H43V189H41ZM40 190V191H41ZM55 190V189H54ZM89 190V191H90ZM160 190H162V188L160 189ZM172 190H174V189H172ZM198 190V189H197ZM200 190V189H199ZM223 190V188L221 189L220 188V191H222ZM237 190H239L240 191V189H235L234 191H237ZM51 191H53L52 189H51ZM62 191H63V189H62ZM67 190L65 189L63 192H66ZM71 191V190H70ZM86 191V190H85ZM177 191V190H176ZM176 191H174L175 192V194H177V192ZM193 191H191L190 193H193ZM205 191V190H204ZM211 191H212V188H211ZM229 190L227 189V192H228ZM233 191V192H234ZM234 192L235 193V195L236 196H238V197H240L239 196V194L241 195V193L242 192ZM35 192H38V191H35ZM42 192V191H41ZM41 192H38L39 193V195H40V193ZM62 192V193H63ZM197 192V191H196ZM195 192V193H196ZM199 192H201V191H199ZM210 192V191H209ZM213 192V193H214ZM217 192V194H215V196H213V197H209L210 199H208V196L206 195V199H208L209 201H211V203L210 202H207L206 203V201L205 200H203V197L202 196H204V195H201V194H195V196H197V198L194 196L193 198L194 199H196V201L198 202V204H200V205H193V206H197L196 208V210H191V211H194V213H195V216H193V217H195V218H197V219H199V221H200V219H201V222L200 223H202V221L210 214V213H212L211 214V216H216L217 217V215H214L213 213H215V212H219L218 210H220L219 208H221V210L223 209L222 207H225V205H227L228 206V204H230L231 205V203H233V199L235 200V204H234V211H237L238 210V208L236 209L235 207H237L238 206V204L241 206H239L240 208H239V210L241 209V211H245V209L244 208H246V210L248 209V207H249V205H248V201L247 200H245V202H242V198H244L245 199V197H243L244 195L242 194L241 195V197H240V199L238 198V200H239V202H237L238 204H237V206H236V201H238V200H236V196L234 195V193H233V195L231 194V193H228V195L229 194H231L230 195V197L231 198H229L228 197V195L226 196V194L224 195V196H222V194L220 195V193H222V192H220V193H218V190L216 191ZM215 192V193H216ZM37 193V194H38ZM68 193V192H67ZM144 193H148L147 191L146 192H144ZM157 193V192H156ZM172 193V192H171ZM212 193V192H211ZM212 193V194H213ZM224 193H226V190H225V192ZM35 194V193H34ZM45 194V193H44ZM52 194V193H51ZM85 194V193H84ZM87 194V193H86ZM89 194V193H88ZM153 194V195H152ZM170 194V193H169ZM194 194V193H193ZM202 194H203V192H202ZM262 194V193H261ZM261 194H260V196H261ZM58 195V194H57ZM56 195V196H57ZM60 195V194H59ZM63 195V194H62ZM147 194H145V195H143V198H144V196H147L148 198H149V196H148ZM173 195V194H172ZM178 195V194H177ZM186 195V194H185ZM191 195V194H190ZM201 195V196H200ZM209 195V194H208ZM42 196V195H41ZM157 196V195H156ZM168 196V195H167ZM184 195H182V197H183ZM189 196V195H188ZM19 197V198H18ZM34 197V196H33ZM32 197V198H33ZM66 197H67V195H66ZM173 196H171V198H172ZM177 197H179V196H177ZM176 197V198H177ZM191 197H192V195H191ZM18 198V199H17ZM32 198H30L29 200H31ZM60 198L61 197H59V198H57V199H59L60 200ZM71 198V197H70ZM69 198V199H70ZM74 198V197H73ZM175 198V199H176ZM181 198V197H180ZM10 199H13V201H12V203L10 204L9 203V201H11ZM14 199L16 200L15 202H14ZM38 199V198H37ZM36 199V200H37ZM42 199V202H43V197L41 198ZM54 199V198H53ZM52 199V200H53ZM56 199V198H55ZM56 199V200H57ZM183 199H184V197H183ZM192 199V198H191ZM194 199H192V200H194ZM231 199V200H230ZM19 201V203H21V206H20V204L19 203H17L18 201ZM28 200V199H27ZM28 200V201H29ZM35 199H32V201L31 202H35L34 201ZM58 200V201H59ZM61 200H63V199H61ZM79 200V199H78ZM86 200H91V199H88V197H87V199ZM92 200V201H93ZM145 200V199H144ZM154 199H152V201H153ZM158 200V199H157ZM179 200V199H178ZM187 200V199H186ZM190 200V199H189ZM45 201V200H44ZM47 201V200H46ZM71 201V200H70ZM93 201V202H94ZM151 201V200H150ZM150 201H147V202H150ZM169 201V200H168ZM171 201H172V199H171ZM173 201H175V200H173ZM195 201V202H196ZM30 202V201H29ZM40 202H41V200H40ZM41 202V203H42ZM63 202V201H62ZM68 202V201H67ZM74 202V201H73ZM141 202V201H140ZM176 202V201H175ZM195 202H193L192 201V203L194 204ZM196 202V203H197ZM17 204V205H15V204ZM25 203H27V202H25ZM25 203H23V204H25ZM38 204L37 205H39L40 203L39 202H37ZM54 203V202H53ZM58 203H60V202H58ZM65 203V202H64ZM191 203V202H190ZM241 203H242V205H241ZM244 203H246V207H244L245 206V204ZM9 204H10V206H9ZM16 206H14V205ZM32 204V203H31ZM31 204H30V206H31ZM35 204V203H34ZM43 204V203H42ZM67 204V203H66ZM76 204H77V202H76ZM142 204V203H141ZM147 204V203H146ZM146 204H144V206L146 205ZM155 204V203H154ZM187 204H188V202H187ZM244 204V205H243ZM41 205V204H40ZM46 205V204H45ZM61 205H63V204H61ZM143 205V204H142ZM142 205H139V203H138V205L137 206H142ZM148 205V204H147ZM163 205V204H162ZM162 205H161V208H163L162 207ZM178 205V204H177ZM190 205H192V204H190ZM12 206V208L14 209V207L15 208H17L15 211H13V209H12V211H13V213H12V211H11V208H10V210L8 209V207H11ZM20 206V207H19ZM35 206V205H34ZM41 206H43V205H41ZM58 206H60V205H58ZM67 206H68V204H67ZM78 206V205H77ZM32 207V206H31ZM31 207H29V209H33L34 211H35V208L36 207H39V206H35V208H31ZM48 207H49V205H48ZM52 207V206H51ZM50 207V208H51ZM64 207V206H63ZM80 207V206H79ZM91 207V208H92ZM148 207V206H147ZM190 207V206H189ZM242 207H244L243 209L244 210H242ZM45 208V207H44ZM55 208V207H54ZM59 208V207H58ZM65 208V207H64ZM69 208V207H68ZM68 208H67V211H68ZM71 208V207H70ZM82 208V207H81ZM138 208V207H137ZM154 208H156V207H154ZM165 208V207H164ZM227 208H231L232 209V206L231 207H227ZM226 208V209H227ZM29 209H27L28 211H29ZM80 209V208H79ZM96 209V210H95ZM109 209V210H108ZM193 209V208H192ZM225 209V210H226ZM236 209V210H235ZM250 209V208H249ZM248 209V211H250ZM40 210H41V208H40ZM49 210V209H48ZM62 210V209H61ZM61 210H59V211H61ZM77 210V209H76ZM75 209H74V211H76ZM90 210V209H89ZM111 210V211H110ZM144 210H146V209H144ZM159 210H160V213L162 212L163 213V210H166V209H163V210H161L160 209V207H159ZM158 210V211H159ZM197 210H199V211H197ZM8 211H10L9 213H7ZM63 211V210H62ZM66 211V212H67ZM74 211H73V213H74ZM78 211V210H77ZM84 211V210H83ZM83 211H82V213H83ZM98 211V212H97ZM109 211V212H108ZM196 211V212H195ZM252 211V210H251ZM250 211V212H251ZM18 212V211H17ZM32 212V211H31ZM43 212V213H42ZM44 212H45V214H44ZM72 212V211H71ZM81 212V211H80ZM126 212V213H125ZM169 212H170V210H169ZM221 212V211H220ZM15 213V214H14ZM33 213V212H32ZM43 215H42V214ZM57 213V212H56ZM62 213V212H61ZM70 213V212H69ZM82 213H80L81 215H83ZM100 213V214H99ZM146 213L147 212H145L144 214L145 215H143V216H147L146 215ZM156 213V212H155ZM164 213H165V211H164ZM180 213V212H179ZM242 213V214H241ZM248 212L246 211L245 213H243V212H240V215H244V214H247ZM251 213H253V212H251ZM12 214V215H11ZM14 214V215H13ZM19 214V213H18ZM60 214V213H59ZM142 214H143V212H142ZM148 214V213H147ZM158 214V213H157ZM166 214V213H165ZM187 214H189V213H187ZM217 214V213H216ZM221 214H222V212H221ZM227 214V213H226ZM238 215H239V211H238V213H237ZM236 214V215H237ZM249 214V213H248ZM15 215H16V217H15ZM32 215V216H33ZM41 215V216H40ZM71 215V213L68 215V216H70ZM81 215L79 216V218H81ZM162 217H163V215L162 214H160ZM191 215H194V214H190V216ZM218 215H220V214H218ZM224 215H225V213H224ZM228 215H229V211H228ZM252 215V217H254L255 216V214H251ZM9 216V217H8ZM20 216L22 217V219L20 218ZM31 216V215H30ZM40 216V217H39ZM60 216V215H59ZM63 216V215H62ZM166 216V215H165ZM164 216V217H165ZM175 216V215H174ZM230 216H233V213H232V215H230ZM17 217H19V219H21V220H19ZM63 217H65V216H63ZM71 217V216H70ZM73 217V216H72ZM86 217H87V215H86ZM94 217H96V218H94ZM127 217V216H126ZM131 217V216H130ZM179 217V216H178ZM234 217H238V216H235L234 215ZM241 217V216H240ZM251 217V216H250ZM249 217V218H250ZM8 218H9V220H8ZM18 219L19 221L17 222L16 220H14V219ZM53 218V217H52ZM65 218H67V217H65ZM64 218V219H65ZM69 218V217H68ZM68 218L66 219L67 220V223L69 224V225H71L70 223H69V221H68ZM77 218V222L76 223H78L80 226V229L81 228H84V226L82 225L83 223H82V221H81V224H80V221H79V219H78V217H76ZM177 218V217H176ZM187 218V217H186ZM189 218V217H188ZM187 218V219H188ZM218 218H220L219 216H218ZM228 218V217H227ZM239 218V217H238ZM238 218H236V220L238 219ZM86 219V218H85ZM84 219V220H85ZM98 219V220H97ZM124 219L125 218H123V221H124ZM130 219V218H129ZM128 219V221H130ZM135 219V218H134ZM143 219V218H142ZM145 219V218H144ZM143 219V220H144ZM149 219V218H148ZM150 219H151V217H150ZM162 220H163V218H161ZM172 219V218H171ZM212 219V218H211ZM232 219V218H231ZM246 219H247V217H246ZM254 219V218H253ZM14 220V221H13ZM40 221H43L41 218L39 219ZM38 220V221H39ZM53 220V219H52ZM51 220V222H53ZM66 220H61V222L63 221H66ZM93 220V221H94ZM133 220V219H132ZM132 220H131V223H132ZM183 221L185 220V219H182ZM191 220V219H190ZM196 220V219H195ZM216 220V219H215ZM229 220H230V218H229ZM234 220V219H233ZM235 220V221H236ZM240 220V219H239ZM251 220H252V218H251ZM264 220V219H263ZM20 221L22 222V224L23 225H21L20 224ZM58 221H60V219L58 220ZM96 221H94V226L96 227L97 226V224H96ZM113 221V220H112ZM122 221V220H121ZM121 222V224L122 223H124V222ZM127 221V222H128ZM135 221V220H134ZM137 221H138V219H137ZM171 221V220H170ZM176 221V220H175ZM198 220H196V222H197ZM219 221H220V219H219ZM241 222H244V221H247V220H240ZM54 222H56V223H58L57 221H54ZM62 222V223H63ZM75 222V221H74ZM74 222H72L73 224H75ZM83 222H87V221H83ZM126 222V221H125ZM145 222V221H144ZM144 222H142L143 224H144ZM147 222V221H146ZM149 222V221H148ZM147 222V223H148ZM160 222V221H159ZM186 222V221H185ZM184 222V223H185ZM215 222V221H214ZM229 222V221H228ZM237 222H238V220H237ZM236 222V223H237ZM45 223V222H44ZM66 223V224H67ZM140 223V222H139ZM157 223V224H156ZM155 223V225H160L161 223H158V222H156ZM166 223H169V221L168 222H166ZM190 223V222H189ZM219 223H221V222H219ZM223 223V222H222ZM240 223V222H239ZM238 223V224H239ZM251 223H252V221H251ZM61 224V223H60ZM59 223H58V225H60ZM72 224V225H73ZM77 224V225H78ZM103 224V223H102ZM101 224V225H102ZM105 224V223H104ZM118 224V225H119ZM133 224V223H132ZM141 224V223H140ZM139 224V226H141ZM149 224H150V222H149ZM164 224H165V222H164ZM172 224H174L173 222H172ZM171 224V225H172ZM177 224V223H176ZM195 224V223H194ZM203 224H204V226H203ZM205 224L206 223H202V227H203V230L206 228V226H205ZM224 224V223H223ZM227 224V223H226ZM249 224H250V222H249ZM255 224V223H254ZM2 225V226H1ZM63 225V227L62 228H64L65 229V227H64V223L62 224ZM71 225V226H72ZM82 225V226H81ZM84 225H87V224H85L84 223ZM92 225V224H91ZM100 224H99V226H101ZM107 225V224H106ZM106 225H104V227H103V231H104V229H106L105 227H106ZM123 225V224H122ZM125 223H124V227H125ZM129 225H130V223H129ZM134 225V224H133ZM137 225L138 224H136L135 226H136V228H137ZM166 225V224H165ZM170 225V226H171ZM188 225V224H187ZM228 225H229V223H228ZM244 225H245V223H244ZM262 225H264V224H262ZM26 226H27V228H26ZM53 226V225H52ZM51 226V227H52ZM66 226V225H65ZM88 226V225H87ZM87 226H85L86 227V230H87ZM108 226V225H107ZM127 226H128V224H127ZM153 226V225H152ZM164 226V225H163ZM173 226V225H172ZM172 226H171V228H172ZM191 226V225H190ZM199 226H200V224H199ZM225 226V225H224ZM248 226V225H247ZM7 227V226H6ZM53 227H55V226H53ZM90 227V226H89ZM94 227V228H95ZM120 227H122L121 225H120ZM119 227V228H120ZM154 227V229H151L152 230V233H151V230L149 229V228H147L148 230H149V232H150V234H151V236H159V238H160V236L162 235V238H164L163 237V234H162V232L164 233V231H162V232H160L159 233V231H161V230H163L162 228H161V230H159L158 231V229H159V227H158V229L155 227V226H153ZM168 227V226H167ZM207 227H209L208 225H207ZM226 227V226H225ZM249 227L251 228L250 230H254V229H257V228H259V226L257 227V225H256V227L257 228H255L254 227V225H249ZM67 228V227H66ZM71 227H69V228H67L68 230L70 229ZM96 228H98V229H100L99 227H96ZM95 228V229H96ZM101 228H102V226H101ZM110 228V227H109ZM131 228H132V226H131ZM133 228H134V226H133ZM157 230H156V229ZM188 228H190V227H188ZM194 228H196V227H194ZM245 228H246V226H245ZM20 229V228H19ZM41 229V230H40ZM53 229V228H52ZM51 229V230H52ZM89 229H91V228H89ZM88 229V230H89ZM93 229V228H92ZM94 229V230H95ZM108 229V228H107ZM106 229V230H107ZM122 229V231H124L125 229H127V228H124L123 229V227L121 228ZM144 229V228H143ZM166 229V232L167 233H164V234H168V240H169V237H170V235L171 234H169V232H168V230H169V228H168V230H167V228H165ZM193 229V228H192ZM227 229V228H226ZM85 230V231H86ZM101 230V229H100ZM109 230V229H108ZM129 230H130V228H129ZM133 230V229H132ZM132 230H130V231H132ZM140 230H142V229H140ZM145 230V229H144ZM143 230V231H144ZM182 230V229H181ZM257 230H259V229H257ZM0 231H1V229H0ZM21 231V232H22ZM42 231H43V233H42ZM46 231V232H45ZM53 231V230H52ZM62 232V234H61V232ZM70 231V230H69ZM82 231V233H83V230H81ZM90 231V230H89ZM96 231V230H95ZM112 231V230H111ZM137 231V230H136ZM135 231V232H136ZM139 231V230H138ZM137 231V232H138ZM187 231H190L189 229L187 230ZM200 231V230H199ZM17 232V231H16ZM16 232H15V234H16ZM28 232V231H27ZM72 232V231H71ZM88 232V231H87ZM91 232V231H90ZM102 232V231H101ZM126 232V231H125ZM128 232V231H127ZM134 232V231H133ZM142 232V231H141ZM146 232H147V230H146ZM149 232H147V233H149ZM185 232V231H184ZM247 232V231H246ZM249 232V231H248ZM1 233V232H0ZM48 233V232H47ZM130 233V232H129ZM142 233H145V232H142ZM147 233L145 234L146 236H147ZM159 233V234H158ZM197 233H198V231H197ZM252 233V232H251ZM254 233V232H253ZM23 234V233H22ZM72 234H73V232H72ZM72 234H71V236H72ZM75 234V233H74ZM81 234V232L79 233V235ZM86 234V233H85ZM90 234V233H89ZM100 234V233H99ZM116 234V233H115ZM126 234V233H125ZM128 234V233H127ZM149 234V235H150ZM174 234V233H173ZM12 235V234H11ZM38 235V236H37ZM96 235V234H95ZM98 235V234H97ZM105 235V234H104ZM107 235V234H106ZM111 235V234H110ZM113 235H114V233H113ZM119 235V234H118ZM131 235V234H130ZM129 235V236H130ZM142 235V234H141ZM144 235V234H143ZM142 235V236H143ZM252 235V234H251ZM258 235H259V238H261V235L258 233ZM14 236V235H13ZM16 236V235H15ZM37 236V237H36ZM53 236H55L54 238H53ZM67 236H69L70 237V234L69 235H67ZM137 236V235H136ZM263 237H264V235H262ZM4 237V236H3ZM2 237V238H3ZM68 237V240L70 239ZM74 237H76L75 235H74ZM82 237V234L79 236V238H81ZM84 237H89V236H83V239H84ZM109 237V236H108ZM111 237H113V236H111ZM116 237H117V235H116ZM120 237H122L121 235H120ZM131 238H132V236H130ZM134 237V236H133ZM174 237V236H173ZM250 237V236H249ZM1 238V237H0ZM1 238V240H4V239H2ZM26 238V237H25ZM25 238H24V240H25ZM98 238V237H97ZM119 238V237H118ZM143 238H144V236H143ZM142 238V239H143ZM146 238V237H145ZM144 238V239H145ZM193 238V237H192ZM199 238V237H198ZM254 238H257L258 239V237H256V236H254ZM20 239V238H19ZM21 239H23V238H21ZM20 239V240H21ZM27 239V238H26ZM32 239V238H31ZM73 240H71L72 242L75 240V242H77L76 241V239L75 238H72ZM78 239V238H77ZM135 239V238H134ZM142 239H140L141 240V242H143L142 241ZM151 238H149V240H150ZM166 239V238H165ZM170 239H171V237H170ZM173 239V238H172ZM247 239V238H246ZM262 239V238H261ZM261 239H259L260 241H261ZM6 240H8L6 237H5V242H6ZM28 240V239H27ZM65 240H67V239H65ZM80 240V239H79ZM86 240V239H85ZM84 240V241H85ZM108 239H106V241H107ZM109 240H111L112 241V239H109ZM114 240V239H113ZM122 240V239H121ZM138 240V239H137ZM164 240V239H163ZM162 240V241H163ZM177 240V239H176ZM12 241V240H11ZM26 241V240H25ZM32 241V240H31ZM70 241V242H71ZM81 241V240H80ZM79 241V242H80ZM83 241V240H82ZM81 241V242H82ZM94 241V240H93ZM100 241V240H99ZM102 241V240H101ZM152 240H150V242H151ZM165 241V240H164ZM167 241V240H166ZM203 241V240H202ZM250 242H251V239L249 240ZM3 242V241H2ZM8 242V241H7ZM65 242V241H64ZM67 242V241H66ZM108 242V241H107ZM117 242V241H116ZM123 242V240L122 241H120V243H122ZM146 242H148V244H151V243H153V242H151V243H149V241L147 240ZM173 242V241H172ZM250 242H245L246 243V246L248 245V243H250ZM12 243V242H11ZM16 242H14V244H15ZM22 243V242H21ZM51 243H54V246H52L53 244H51ZM83 243V242H82ZM99 243V242H98ZM108 243H110V241L108 242ZM119 243V244H120ZM165 243V244H164ZM161 242V244H164V245H166V246H164V245H162V247L164 246V248L165 247H167L168 245L166 244V243H168V242ZM180 243V242H179ZM240 243V241L238 242V244H237V247L238 246H241L242 245V242H241V245L239 244ZM253 243H255L254 241H253ZM4 244V243H3ZM17 245H18V247L20 248H23L24 247V245H26V244H24L23 243V246H20L18 243H16ZM28 244V245H29ZM51 244V245H50ZM123 244V243H122ZM136 244V243H135ZM134 244V245H135ZM145 244V243H144ZM147 244V243H146ZM144 245V248L146 249V247H148L147 245ZM154 244V243H153ZM181 244V243H180ZM214 245L213 243H210L209 245L207 244V245H205V246H207L206 248H205V246H202V247H204L205 248V251H207V249H208V251H210L209 249H210V247H212V245ZM256 244H259V243H256ZM11 245H13V244H11ZM10 245V246H11ZM17 245H15L16 247H17ZM22 245V244H21ZM60 245H58L57 247H59ZM92 245V244H91ZM115 245V244H114ZM124 245V244H123ZM152 245V244H151ZM211 245V246H210ZM245 245V244H244ZM244 245H242V246H244ZM250 245H252V242H251V244H249V248H248V246L246 247L247 249H250ZM4 246H7V247H9L8 245H4ZM48 246V247H47ZM52 246V247H51ZM68 245L66 244V247H67ZM79 246V245H78ZM97 246V245H96ZM101 246H102V244H101ZM110 246H111V243H110ZM120 246H122V245H120ZM126 246V245H125ZM130 246V245H129ZM154 246V245H153ZM153 246H149V247H151V248H153ZM221 246V245H220ZM242 246H241V251H242ZM254 246H255V244H254ZM251 247V249L252 248H255V247ZM259 246V245H258ZM257 246V248H259ZM3 247V246H2ZM26 247H27V245H26ZM25 247V248H26ZM42 247V248H41ZM43 247H46L44 250H42L43 249ZM51 247V248H50ZM62 247H65V245L64 246H62ZM71 247V246H70ZM80 247H81V245H80ZM97 247H99V250H100V246H97ZM155 247H158V245H155L154 246V248ZM160 247V246H159ZM158 247V248H159ZM237 247H236V245H235V247L234 248H236V255H238V257H240L241 258V256H242V254L243 253H247V255L246 256H248L249 254H250V259L252 258L251 256H256V260H254V258H253V262H255L254 264H264V248L262 249L263 251L259 254V255H257V252L259 251V250H257L256 249V253H255V249H253V250H249V251H247V252H244V251H240V250H238L237 251ZM263 247V246H262ZM18 248V249H19ZM28 248V247H27ZM35 248V250H37ZM48 248H50V249H48ZM60 248V247H59ZM59 248H57V250L59 249ZM92 248V247H91ZM90 248V249H91ZM102 248V247H101ZM121 248H124L125 250L127 249V246H126V248L125 247H121ZM129 248V247H128ZM153 248V249H154ZM157 248V249H158ZM176 248V247H175ZM174 248V249H175ZM244 248V247H243ZM3 249V248H2ZM9 249H10V247H9ZM12 249V248H11ZM13 249H14V246H13ZM12 249V250H13ZM17 248H15V250H18ZM24 249V248H23ZM38 249V250H39ZM52 249V252L54 251ZM84 249V248H83ZM115 249H117V248H115ZM156 249V248H155ZM154 249V250H155ZM161 249V247L158 249V250H155V253L156 252H159V250ZM171 249V248H170ZM232 249V248H231ZM230 249V250H231ZM5 250V249H4ZM3 250V251H4ZM8 250V249H7ZM15 250H14V253H15ZM20 250V249H19ZM18 250V251H19ZM26 250V249H25ZM29 250V249H28ZM34 250V249H33ZM35 250H34V252H35ZM71 250V249H70ZM82 250V249H81ZM86 250H87V248H86ZM102 250V249H101ZM162 251H163V249H161ZM161 250H160V253H159V255L161 254ZM185 251H186V249H184ZM214 249H212V251H213ZM243 250H245V249H243ZM2 251V250H1ZM11 251V250H10ZM9 251V252H10ZM18 251H16L17 252V254H18ZM21 251H22V249H21ZM24 251V250H23ZM22 251V252H23ZM27 251V250H26ZM31 251V250H30ZM30 251H28V252H30ZM69 251V250H68ZM67 251V252H68ZM78 251H80V250H78ZM104 251V250H103ZM114 251V250H113ZM146 251H147V249H146ZM146 251H145V253L143 252V254H147L146 253ZM165 252H166V248H165V250H164ZM164 251H163V253L161 254V255H164L165 256V254H164ZM218 251V250H217ZM252 251H254V253L252 252ZM7 252V251H6ZM5 252V253H6ZM20 252V251H19ZM28 252H27V255H28ZM33 251H31L30 253L31 254H33L32 253ZM62 252H64V251H62ZM71 252V251H70ZM74 252V251H73ZM96 252V251H95ZM125 252V251H124ZM126 252H129V251H127L126 250ZM132 252H133V250H132ZM179 252V251H178ZM211 252V251H210ZM249 252H251V253H249ZM25 253V252H24ZM30 253H29V257H30ZM56 253V252H55ZM58 253H60V252H58ZM58 253H56L57 255H58ZM92 253V252H91ZM100 253V252H99ZM175 253V252H174ZM214 253V252H213ZM241 253V254H240ZM249 253V254H248ZM7 254V253H6ZM78 254V253H77ZM84 254V253H83ZM127 254V253H126ZM176 254H178L179 256H181L179 253H176ZM196 254H197V252H196ZM200 254H204V253H200ZM217 254V253H216ZM239 254L241 255V256H239ZM254 254V255H253ZM1 255V254H0ZM20 255V254H19ZM27 255H22V256H26L24 259L25 260H27V262H28V256ZM34 255H36V254H34ZM41 254L39 253V255H38V257L40 256ZM51 255V254H50ZM70 255V254H69ZM69 255L67 256V257H69ZM79 255H80V253H79ZM82 255V254H81ZM87 255V254H86ZM101 255V254H100ZM120 255H121V253H120ZM156 255H157V253H156ZM159 255H157V256H159ZM161 255H160V258H161ZM217 255H220L221 256V250H220V252L218 251V254ZM216 255V256H217ZM2 256V255H1ZM12 256H15V255H12ZM32 256V255H31ZM53 256V255H52ZM55 256V255H54ZM113 256V255H112ZM122 256V255H121ZM140 256V255H139ZM164 256H162V257H164ZM197 256V255H196ZM195 256V257H196ZM201 256H203V255H201ZM2 257H4V256H2ZM2 257H0V258H2ZM32 257H36V256H32ZM32 257H31V259H30V262H31V260H32ZM60 257V256H59ZM65 257V256H64ZM84 257L87 259L88 257H86L85 255H84ZM101 257V256H100ZM109 257V256H108ZM114 257V256H113ZM126 257V256H125ZM127 257H129V255L127 256ZM154 257V256H153ZM168 257V256H167ZM217 257H219V256H217ZM237 257V256H236ZM238 257L237 258H235L236 260L238 259ZM249 257V256H248ZM40 258V257H39ZM42 258H44V257H42ZM47 258V257H46ZM102 258H103V254H102ZM110 258V257H109ZM182 258V257H181ZM203 258V257H202ZM206 258V257H205ZM15 259H16V257H15ZM14 259V260H15ZM22 258H20V260H21ZM89 259V258H88ZM87 259V260H88ZM107 259V258H106ZM105 259V260H106ZM126 259V258H125ZM124 259V256H123V259L120 261V262H122L123 261V263L125 264V262L124 261H128V259H126L125 260ZM159 259V258H158ZM173 259V258H172ZM199 259H201L200 258V256H199ZM220 259V258H219ZM242 259L243 260H245V263L246 264H248V262H249V264L251 263L250 262V260L249 259H247V258H245V257H242ZM2 260V259H1ZM10 260H11V257H10ZM19 260V261H20ZM40 260V259H39ZM53 260H54V258H53ZM66 260V259H65ZM68 260V259H67ZM80 260V259H79ZM86 260V261H87ZM103 260V259H102ZM113 260V259H112ZM116 257H115V260L113 261V264L115 263L116 264ZM139 260V259H138ZM170 260V259H169ZM235 260V261H236ZM249 260V261H248ZM6 261V260H5ZM4 261V262H5ZM18 261V260H17ZM23 261V260H22ZM63 261V260H62ZM83 261L85 262V264H90L89 263V261H88V263L84 260V258H83ZM110 261V260H109ZM130 261V260H129ZM132 261V260H131ZM196 261H197V259H196ZM238 261V260H237ZM248 261V262H247ZM8 262V261H7ZM36 262V261H35ZM58 262V261H57ZM57 262H55V263H57ZM68 262V261H67ZM77 262V261H76ZM133 262V261H132ZM198 262V261H197ZM203 262H210L209 260L208 261H203L202 260V262H201V264H203ZM240 262V261H239ZM2 263H3V261H2ZM9 263V262H8ZM23 263V262H22ZM109 263V262H108ZM107 263V264H108ZM118 263H119V261H118ZM117 263V264H118ZM123 263H121V264H123ZM127 263H129V262H127ZM146 263V262H145ZM156 263V262H155ZM159 263V262H158ZM211 263V262H210ZM241 263V262H240ZM239 263V264H240ZM244 263V264H245ZM20 264V263H19ZM29 264V263H28ZM62 264V263H61ZM64 264V263H63ZM67 264V263H66ZM72 264V263H71ZM81 264V263H80ZM112 264V263H111ZM120 264V263H119ZM130 264H131V262H130ZM162 264V263H161ZM197 264V263H196ZM212 264V263H211ZM242 264H243V261H242ZM251 264H253V263H251Z\"/></svg>",
	"mask_w": 264,
	"mask_h": 264
}]
</instances>
